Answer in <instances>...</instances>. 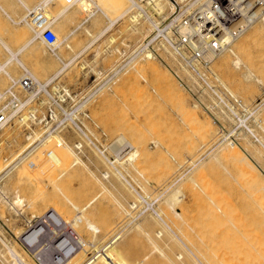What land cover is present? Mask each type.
Here are the masks:
<instances>
[{
  "label": "bare ground",
  "instance_id": "bare-ground-1",
  "mask_svg": "<svg viewBox=\"0 0 264 264\" xmlns=\"http://www.w3.org/2000/svg\"><path fill=\"white\" fill-rule=\"evenodd\" d=\"M54 0H38V2L36 3V4H34V5H28V3H26V0H0V13H3L6 17H7V19L11 22V24H15V25H21V24H29L30 25V23L28 22V20H27V17H28V15L33 11V10H35L37 7H39V6H42V7H44L45 9L53 2ZM88 2H90L91 4H93L96 8H94V9H92L91 11H90V13L87 15L88 17H87V19L88 18H90V20L92 21V18H94V16L95 15H97L99 12H101V13H103V15L105 16V15H107V12H105L104 11V9L100 6V4L96 1V0H70L66 5H65V7H63L51 20H50V24H51V26H52V24H55L56 22H58L59 21V19L61 18V17H63V16H65V15H67V14H69V13H72V12H75L76 10H78L79 9V6H82V5H84V4H86V3H88ZM118 2H119V9H118V15H116L115 16V18L116 19H111V17H110V15L108 14L107 16H109L110 17V19L108 18V20H110V22L108 23V25L107 26H105L98 34H96L92 39H91V41L88 43V45L85 47V45H83L84 47L80 50V51H78L76 54H75V56H72V58L68 61V62H63V64L61 65V67L60 68H57V70H55V72H53L52 74L50 73V75L48 74V72L47 71H45V72H43L42 73V71H44L45 69L44 68H42V67H45V66H41V68H40V66H39V69H38V67H36L35 69H37V71H36V73L35 72H33L31 69H32V67H27V65H25V62H23L24 60L22 59L21 60V58L19 57V54L20 55H22V54H24V52L21 54V52L24 50V49H26L28 46H30L31 45V43H33L37 38H40V36H39V33H38V30H36V31H34L35 33H36V35H34L33 37H31L30 38V40L28 39V42H27V40L25 41V44L24 45H22V47H20L18 50H13V49H11L10 48V46L8 45V43H6L4 40H3V38H1L0 37V42H2V44H3V46L10 52V57L9 58H7V60L6 61H4V62H0V74H2V72L6 75V76H8L10 79H11V81H12V84L14 83V81H16L21 75H23V74H30L32 77H34V78H36L37 80H39V81H42L41 80V78L42 77H44L46 80H45V82H49L50 80H52V79H54V78H58L62 73H64L65 72V70L67 69V68H70V67H72L73 65H74V63H75V61H76V59L78 58V57H80V55H82L83 54V52H85V50L87 49V48H89L91 45H93L94 43H96L98 40H100L102 37H104V35L106 34V32L107 31H109V29L111 28V27H113V24H115V22H117V21H123L124 19L127 21V19H128V22H129V25H128V30H129V33L130 34H134V33H136L137 34V36H139V38L138 39H136V41L134 42V44L133 45H135L136 44V42L137 41H139L142 37H144L145 35H148V33L150 32V30H152V28H153V26H154V24L155 23H157L158 21H161V20H174V19H178V18H180L181 16H182V14H184V13H188V12H190V13H192V11H195V13H194V15H193V19H191V29H192V31H194L195 29H196V31H197V35L198 36H202V34H201V32H198V30H197V28H196V24L195 23H219V24H221V23H228L226 26L224 25V26H222V31L221 32H219L217 35H215V37H217L218 39H220L221 40V47H220V49H218V50H208V49H206L205 51H204V57L207 59V61H206V65H198L197 66V68H199V69H201V70H208V73H211V75L213 74V75H215V78H218V80L222 83V85L224 86V85H226L225 84V82L223 81V80H221V78L219 77V75L216 73L217 71H215V69H214V65L215 66H217V65H220L219 63H222L223 62V60H226V59H230V58H232V59H230V60H233V62L235 63V64H237V65H240L241 63V57H242V54L240 53V51L241 50H243V52H245L244 50H245V48H248V47H246L247 45H249L251 42H252V40L256 37V36H258V32L260 33V32H262V31H264V0H147V3L152 7V10L153 11H151V15H155L156 17H153L152 16V18H150V17H148V18H143V19H141L140 21H138V22H131L130 20H129V18H130V16H129V10H130V7H131V2H132V0H118ZM17 5V6H20V7H23L24 8V10H25V12L23 13V14H19V15H17V16H14V14H12L10 11H12V10H10V9H14V5ZM15 5V6H16ZM17 6L15 7V9L17 8ZM168 9V11L166 12V10ZM193 9V10H192ZM107 11V10H106ZM13 13H14V11H13ZM100 13V16L102 15ZM98 16V15H97ZM97 18L98 17H95L94 19H96L97 20ZM104 18V17H103ZM62 19V18H61ZM99 19V18H98ZM106 19V18H105ZM84 20H86V19H84ZM84 20H82V23H79V24H77L76 26V28L78 29V27L80 26V27H82L81 26V24H83V22H84V24H86L85 23V21ZM100 20V19H99ZM144 20H146L148 23H149V25L148 26H146V24H143V21ZM88 22V21H87ZM96 22V21H95ZM94 22V24L96 25L97 23H95ZM99 22V21H98ZM108 22V21H107ZM127 22V23H128ZM100 23H101V21H100ZM139 23H142V25H139ZM147 23V24H148ZM106 24V23H105ZM222 25V24H221ZM31 26V25H30ZM94 26V25H93ZM95 27V26H94ZM98 27V26H97ZM30 28H32V26L30 27ZM34 28V27H33ZM76 28L74 29V30H72L71 32H69L68 33V36H66L65 38H63L62 40H61V42L60 43H58L57 44V46H61V44H63V42L65 41V40H67V38H70L71 36H73L74 34H75V30H76ZM99 29H100V27H99ZM126 29V28H125ZM32 30H34V29H32ZM99 31V30H98ZM125 31V30H124ZM123 31V32H124ZM126 32V31H125ZM128 32V31H127ZM96 33V32H95ZM114 37V36H113ZM115 38V37H114ZM114 38H112V39H114ZM107 39V38H106ZM109 39V38H108ZM69 40V39H68ZM115 40V39H114ZM37 41V40H36ZM192 41L195 43V44H197V42L195 41V39H194V37H192ZM44 42V41H43ZM87 42V41H86ZM110 42H112V40L110 41ZM115 42V41H114ZM254 42V41H253ZM155 43H157L156 44V47L155 46H150L149 48H147V50H145V51H143L142 53H141V51H140V49L136 52V50L135 51H133L132 53H131V56H130V58L128 59V61L126 62V63H122V65L121 66H119V68L116 70V74H118L119 73V71L121 70L120 68L121 67H125L126 65H128V64H130L131 62H133V64H135V62H137L136 60H139V59H145L144 60V65H143V70H144V72L146 71V73H149V74H151V75H153L154 77H155V79H157L156 81L157 82H159L158 84H159V86H158V84H157V87H156V84L154 85V83L152 84L153 86H155L154 87V89L155 88H157L156 90L158 91V89H164V93L166 92V94H169L168 95V97L169 96H171V98L173 97V98H176L177 100L176 101H178L176 104H178V103H180L179 105H181V106H183L184 107V109L182 110V116L183 117H185L184 119H187V121H195L196 122V124H197V121H198V119L200 118H202V117H200L199 116V110H203L206 114H205V116H206V118L205 119H201V123L200 124H203V126H201L202 128V130H203V128H205L206 127V131H205V129H204V131H205V133L202 131L201 133H204L203 135L201 134V136L203 137V139H207V138H205L207 135H211V137H213L214 135H216V140L214 139V141L213 142H211L212 144L210 145L209 144V146H208V148L202 153V154H200V155H198L197 157H193V158H191V159H189V162H188V164H189V166H188V168L186 169V171H183V172H181V170L178 172V174L175 176V178H174V180L172 179L167 185H166V187H165V190L163 191V192H161L160 194H157L156 192H155V194H157V195H154V192L153 191H151V190H149L146 186H145V184L144 183H142L140 180H139V177L141 176L142 177V175L144 174V172H147L148 170H147V168H150L152 165H154L155 166V164H152L151 166H150V164L148 165V166H150V167H146V164L145 163H147L148 161V159L149 158H151V157H149L148 158V154H146V148L143 146V144L141 143V142H143V140L140 138L141 136H143V135H145V134H141L140 135V133L137 135V138H134V137H136V134L138 133V131L137 130H135V131H137V133L135 132V131H133V133L135 134L134 135V137H128L127 135H125L124 133H120L119 135H118V137H116V141L113 143V144H111V145H109L108 146V153L110 154H113V156H114V159L115 160H111V158L107 155V154H105L100 148H98L95 144H93V148L95 149L94 151H99L100 150V152H99V154L101 153V155H102V157L100 158V157H98L99 158V160L101 161V163L103 162L104 163V166H105V169H104V171L102 172V176H99L97 173H95L94 171H92L91 169H90V167L88 166V164L84 161V159L82 158V157H80L79 155H78V153H77V151L75 150V147H78V146H80V141H77V142H75V143H73V144H75V146H73V144H70V143H68V142H66L65 141V139H64V137H62V135H61V133L59 134V133H51L50 132V129H47V131H44V130H46V129H41V128H39V129H35V130H33L32 132H30L28 135H27V138H26V141H24L18 148H17V150L16 151H14L11 155H5V156H3L2 155V153H1V155L3 156L2 158H1V155H0V260L3 262V264H34V262L31 260V258L30 257H28L27 256V254H26V252H28V254H30V256L31 257H33L34 258V260L36 261V263H38V264H48V262L47 261H44V260H46V259H44L45 257H44V254L46 253V252H48V254H49V252H50V254H51V250L53 249V247L55 248L57 245H56V242L58 241V239H61V238H63L66 242H67V246H68V248H67V256H60L59 258H58V261H61L62 262V264H152L151 262H149V261H147L146 259V257H147V255L145 256H143V258H141L140 260H138L137 262H132L131 261V257L132 256H134V255H136L137 253H135V252H132V251H129V249H127V253L130 255V261L128 260L129 258L128 257H126L121 251L122 250H119L120 248H122V247H119V249H118V244H119V242H120V240L121 239H123L122 238V236L123 235H125V234H127L126 236H127V238H128V236H129V234L132 232V231H134V230H136V231H134L137 235H141V234H145L146 236H148L149 235V233H148V231L150 230V226L151 227H153V228H151V231L150 232H152V229L154 230L155 229V226L156 225H158L159 227H160V229H156L157 231L156 232H154L156 235H153L154 236V238H152V237H150L151 239H152V241L154 240V242H156V244H154L157 248H159L160 250H158L155 246H154V250H158V251H160V254L161 253H163V254H165V257H166V262L165 261H163L164 260V258H163V262H164V264H229L230 262L232 263V260L233 259H237L236 260V263L235 264H264V253H261V254H259L258 255V253H260V251L259 250H263V246H264V243H263V245H262V247L260 248L259 246H261L260 245V238H259V240L258 241H256L255 239H254V237L253 236H255L254 235V232L251 234V235H253L252 237H253V239H252V237H251V240H253V241H256V244H254V245H258L257 247H259L260 249H256L257 247L256 246H253L252 245V243H254V242H252L251 240H250V238H249V233H246V232H251V231H246V232H243V233H245V237H243L244 236V234H243V239L244 238H246V240L250 243V244H248V242H246V240H245V244H247V245H250V247H249V249L251 250H253V249H256V250H258V252H257V254L255 253V252H249L248 253V255H245L246 254V252H245V254H244V251H246V250H249V249H246V247H245V245L243 244L244 242H240L241 244H242V247H241V244L240 243H238V247H240V248H244L245 247V249H244V251H242V249H236V246L234 247V244H228L229 246L231 245H233L232 246V249H230L231 250V252H232V250H236V252H235V254H234V256H236V258L235 257H232L233 259H231V261H230V259L228 260V261H230V262H227L226 260V258H227V256H230V255H227V254H225L224 252H222V253H218V252H213L212 251V249L210 250V249H208L207 247V249L208 250H210V251H208L207 249V252L205 251V252H203V251H201L199 248H197L196 246H194L193 244L195 243H193L192 241H191V239H189V241L186 239V241L187 242H185V237H188V233H187V231H189V229H187V227L188 228H190V230H191V227H193V224H192V226L191 227H189L188 226V224L186 223L187 222V219L185 218L186 216H184L185 214H184V212H182V211H185V210H183L182 209V213L179 211V210H176V208H175V206L177 205L176 203H178L179 204V207H180V209H181V207L183 206H181L180 205V202H178V201H180V199H181V196H183L182 195V193H183V190L181 189V187L180 186H182L181 184H180V186H178V185H176L177 184V182L179 181V180H181L182 178H183V176H184V174L187 172V170H189L190 168L191 169H194L195 167H197L198 165H202V164H204L206 161H210V160H212V161H210L211 163H213V162H216V161H218L219 163L218 164H220L221 162V160H225L226 161V163H229L231 166H233L235 169L237 168L238 170H239V173L240 172H242V174H243V176H245L246 178H248L249 180H252V181H254V182H256V184H257V187H258V190L260 189L261 191H262V201H264V142H263V139H261L260 138V136H258L257 134H255V132L253 131V129L250 127V126H248L249 124L248 123H246L247 121V119L246 118H243L241 115H239L233 108H231L230 106V110H228V111H226V109L224 110H222V112L223 111H225L223 114H227V115H229V116H231V117H233V115H235L236 116V118L237 119H239V121H238V123L236 124V126L234 127V128H231V130L230 131H228V132H224V131H222V130H220V131H218V129H217V127H214V125L212 124V123H216L217 125H218V123H217V120H218V118H217V116H220L218 113L216 114H214V108H213V106L215 105V104H213V102H211V101H207L206 100V97L205 96H203V95H196L191 89L192 88H194L193 86H195V85H191L192 83H190L189 85L192 87L191 89H190V87H188V85H186L187 83V81L185 82L184 80H183V78L184 77H186L187 79H189V80H195V81H197V82H199V84H200V80L196 77V75L194 74V70H193V68H190L188 65H186L185 63H183L182 61H181V59L179 58V56H178V54L176 53V51H175V48L172 46V45H170L169 43H166L165 41H163V40H158V41H156ZM34 44V43H33ZM84 44V43H83ZM126 44V43H125ZM31 46H34V45H31ZM30 46V47H31ZM35 46H37L36 45V43H35ZM56 47V46H55ZM98 47V46H97ZM53 48V47H52ZM59 48V47H58ZM70 48V47H69ZM99 48V47H98ZM71 49V48H70ZM97 49V48H96ZM158 49V50H157ZM28 50V49H27ZM52 50H54V49H52ZM72 50V49H71ZM98 50V49H97ZM249 50V49H248ZM56 51V50H55ZM250 51V50H249ZM27 52V51H26ZM74 52V51H73ZM76 52V51H75ZM242 52V51H241ZM100 53V52H99ZM249 53V52H248ZM53 54H54V52H53ZM56 54V53H55ZM239 54L241 55V56H239ZM244 54V53H243ZM71 55V54H70ZM57 56H61V55H57ZM22 57V56H21ZM62 57V56H61ZM166 57H168V58H170V62H171V64H175V61H177V64L176 65H178V66H176V67H178V69H173V67H171V65H170V63H168L167 61H166ZM56 58V57H55ZM57 58H59V57H57ZM63 58V57H62ZM251 59V58H250ZM58 60V59H57ZM59 60H61V58H59ZM64 60V59H63ZM13 61H16V63H14ZM247 61H248V59H247ZM14 63L13 65H10L11 63ZM44 62V61H43ZM46 62H48V61H46ZM141 62V61H140ZM140 62L138 61V65L140 64ZM231 62V61H230ZM233 62H231V63H233ZM142 63V62H141ZM229 63V62H228ZM245 63V62H244ZM243 63V64H244ZM247 63V62H246ZM19 64V66H22V68L25 70V72L23 73L22 72V74L21 75H19V76H13L12 75V72H11V70H8V67L9 68H15L16 66L15 65H18ZM27 64V63H26ZM81 64V63H80ZM136 64V65H137ZM173 64V65H174ZM214 64V65H213ZM41 65V64H40ZM43 65V64H42ZM47 65H49V64H47ZM236 65V66H237ZM242 65V64H241ZM29 66V65H28ZM83 66V65H82ZM141 66H142V64H141ZM247 66V65H246ZM49 67V66H48ZM59 67V66H58ZM80 67H81V65H80ZM223 67V66H222ZM232 67V66H231ZM235 67V66H234ZM239 67V66H238ZM241 67V66H240ZM14 68H13V70H14ZM17 68V67H16ZM46 69H47V67H45ZM50 68V67H49ZM122 68V69H123ZM136 68V67H135ZM220 68V67H219ZM248 69H249V67H247ZM41 69V70H40ZM74 69V68H73ZM76 69V68H75ZM112 69V68H111ZM130 69H131V67H130ZM224 69V68H223ZM234 69V68H233ZM41 71V73H42V75L41 74H39L40 72H38V71ZM48 70V69H47ZM137 71H139L140 70V67L138 68V69H136ZM245 70V69H244ZM71 71V70H70ZM98 71V70H97ZM130 72H131V70H130ZM136 72V71H135ZM249 73H248V76H252L253 75V72H251V70H249L248 71ZM44 73H46V75H44ZM140 73H142V72H140ZM139 73V75H137V76H139L140 77V75H143V74H140ZM145 73V74H146ZM246 73V72H245ZM135 74H137V73H135ZM100 76H102L101 74H99ZM132 75V74H131ZM134 75V74H133ZM71 76H72V74H71ZM74 76V75H73ZM122 76V75H121ZM144 76H146V75H144ZM245 76H247V73L245 74ZM212 77V76H211ZM185 78V79H186ZM117 79V78H116ZM120 79H122L121 77H120ZM129 79V78H128ZM136 79V78H135ZM140 79V78H139ZM142 79V78H141ZM146 79H147V77H146ZM2 80V81H1ZM134 80V79H133ZM138 80V79H137ZM217 80V79H216ZM146 81V80H145ZM1 82L3 83L4 82V79L2 78H0V84H1ZM125 82V81H124ZM124 82H122L123 83V85H124ZM138 82V81H137ZM136 82V85H135V83H134V85H135V91H136V96L133 98V100H132V98L131 99H129L128 98V100H131L132 102L135 100V99H137V100H135L137 103H138V101L140 100L141 101V99L142 98H144V96H143V91H144V86H145V84L147 83L148 84V79H147V81L146 82H144L143 84H144V86H143V84L140 86V85H138V83ZM150 82V81H149ZM153 82V81H152ZM155 82V81H154ZM189 82H191V81H188V83ZM121 83V84H122ZM150 85H151V83H149ZM149 84H148V87L149 88H151V87H153L152 85H151V87L149 86ZM57 84H55V86L53 87V94H55V95H58V96H61V93H60V90L58 89V86H56ZM122 85V86H123ZM130 85V84H129ZM101 86H104V83L101 85ZM7 87H9V86H7ZM6 87V88H7ZM120 87V86H119ZM147 86H146V88H148ZM225 87V86H224ZM227 87V86H226ZM226 87H225V89H226ZM6 88H1V86H0V94H2L3 92H4V90L6 89ZM195 88H196V86H195ZM194 88V89H195ZM203 88H205L204 89V92L206 91V92H208V93H210V95H209V97H211L212 99H213V101L214 100H216L214 103H217V105L216 106H218V105H220L221 106V103L222 102H225L224 101V98H222V97H219L220 95H219V93H218V89H216V90H212V91H210V89H207L206 90V87H203ZM229 88V87H228ZM101 89V88H100ZM104 89V88H103ZM116 89V88H115ZM133 89V88H132ZM154 89H153V91H154ZM119 90L120 89H118V92H119ZM121 90H123L122 88H121ZM150 90V89H149ZM148 89H146V91H149ZM129 91H130V89H129ZM135 91H132V93L133 92H135ZM153 91H150V93H149V98H147V100L146 101H149V102H152V101H156V103L159 101V98H163V96H164V93L163 92H161V90L160 91H158V92H153ZM229 91V90H228ZM68 89H67V94H68ZM131 92V91H130ZM151 92L154 94H156L155 96L153 95V94H151ZM201 92V91H200ZM202 93V92H201ZM200 93V94H201ZM230 93H232V95L234 96V93L232 92V91H230ZM115 94V93H114ZM199 94V93H198ZM125 95V94H124ZM124 95L123 96H121L122 97V99H123V97H124ZM129 95V94H128ZM133 95H135V93L133 94ZM216 95H219V96H217V98L219 97V99H217L215 96ZM236 95V94H235ZM94 96V95H93ZM127 96V95H126ZM131 96V95H130ZM129 97V96H128ZM235 97V96H234ZM119 98V97H118ZM126 99H127V97H126ZM149 99V100H148ZM124 100V99H123ZM166 100V99H165ZM172 100V99H171ZM237 100L240 102V105L245 109V111L251 116H253L254 115V119L256 120V122H257V124L259 125L261 122H263V120L261 119V118H259L258 117V115H259V112H261V109H262V107L264 106V99H263V101L262 102H260L259 104H257L256 105V107H253V108H249V106H248V104L247 103H243V100L241 99V98H237ZM122 101V100H121ZM126 100H124L123 101V103L125 102ZM168 101V100H167ZM130 102V101H129ZM132 102L131 103H129L130 105L132 104ZM142 102H143V100H142ZM153 102V103H154ZM171 102V101H170ZM146 103V102H145ZM159 103H161V105H164L162 102H161V100H160V102H158L157 104L159 105ZM167 103V102H166ZM119 104H121V103H119ZM126 104H128V103H126ZM126 104H125V106H126ZM135 104V103H134ZM140 103H138V104H136V107L139 105ZM141 104H143V103H141ZM140 104V105H141ZM157 104H156V108L158 107L157 106ZM147 105H148V103H147ZM175 105V104H174ZM121 106H123V104L121 105ZM134 106V105H133ZM152 106H154V104H152ZM151 106V107H152ZM160 106V105H159ZM176 106V105H175ZM180 106V107H181ZM224 106V105H223ZM128 107V106H127ZM136 107H134L133 109H131V110H135L136 109ZM151 107H148V108H151ZM162 107V106H161ZM179 107V106H178ZM222 107V106H221ZM220 107V108H221ZM147 108V109H148ZM153 108V107H152ZM154 108H155V106H154ZM159 108V107H158ZM216 108V107H215ZM222 108H224V107H222ZM144 109H145V107H144ZM178 109V108H177ZM218 109V108H217ZM229 109V108H228ZM125 110V109H124ZM127 110V109H126ZM125 110V111H126ZM130 110V111H131ZM148 110H150V109H148ZM147 110V111H148ZM163 109L161 108V109H159L158 111H157V109H156V111L158 112V114L157 113H155V114H151V116L153 117V116H156V118L158 117V118H161L160 116L161 115H163V113H164V111H166L165 109L162 111ZM124 111V112H125ZM127 111H129V110H127ZM146 111V114L149 112H147ZM151 111V110H150ZM162 111V113H161V115H160V112ZM201 112V111H200ZM203 112V113H204ZM123 113V112H122ZM126 113V112H125ZM133 113V112H132ZM138 113H140V111H138ZM138 113H135V115L137 114V116H138ZM112 114H113V112H112ZM105 115V114H104ZM125 115H127V114H125ZM130 115V114H129ZM133 115V114H132ZM134 115V117H136ZM158 115V116H157ZM165 115V114H164ZM163 115V116H164ZM201 115V114H200ZM203 115V114H202ZM215 115H217L216 117H215ZM122 116H124V115H122ZM148 117L147 118H149V120L151 119L152 120V118H151V116L150 115H147ZM162 116V117H163ZM181 116V117H182ZM234 116V117H235ZM249 116V117H250ZM126 117V116H125ZM129 117V116H128ZM139 117V116H138ZM199 117V118H198ZM221 118H223L222 117V115L220 116ZM228 117V116H227ZM246 117V116H245ZM261 117V116H260ZM106 118V117H105ZM131 118V117H130ZM129 118V119H130ZM164 118V117H163ZM217 118V119H216ZM229 118V117H228ZM33 120V121H37L38 122V120H37V118H36V115L34 114V112H30L29 114H27V113H25L24 114V116L22 117V119H20V118H17V120L20 122V123H27L28 122V120ZM128 119V120H129ZM154 119V118H153ZM230 119H232V118H230ZM229 119V120H230ZM112 120V119H111ZM148 120V121H149ZM234 120V119H233ZM254 120V121H255ZM101 121V120H100ZM122 121V120H121ZM135 121V120H134ZM147 121V120H146ZM157 121V119L155 120H153V123H155V122ZM186 121V122H187ZM136 122H137V120H136ZM135 122V123H136ZM161 122V121H160ZM185 122V123H186ZM199 122V121H198ZM202 122H204V123H202ZM255 122V123H256ZM16 123V122H15ZM36 123V122H35ZM134 123V122H133ZM137 123H139V122H137ZM136 123V124H137ZM143 123V122H142ZM148 123V122H147ZM152 123V122H151ZM264 123V122H263ZM29 124V123H28ZM205 124V125H204ZM215 124V125H216ZM138 125V124H137ZM165 125V124H164ZM186 125V124H185ZM198 125V124H197ZM196 125V126H197ZM27 126H29V125H27ZM140 126V125H139ZM153 126V125H152ZM195 126V127H196ZM205 126V127H204ZM239 126V127H238ZM245 128H244V127ZM261 127H262V123H261V125H260ZM10 127V126H9ZM142 127V126H141ZM144 127H145V125H144ZM195 127L192 125V128H191V131H193L194 129H195ZM199 127V126H198ZM146 128V127H145ZM184 128V127H183ZM194 128V129H193ZM197 128V127H196ZM4 129V128H3ZM12 129V128H11ZM72 130H73V128H71ZM71 129H69V130H71ZM141 129V128H140ZM143 129V128H142ZM148 129V128H147ZM186 129V128H185ZM193 129V130H192ZM261 129V128H260ZM262 129H264V126L262 127ZM6 131L8 130V129H5ZM75 130V129H74ZM149 130V129H148ZM152 131H153V129H151ZM150 130V131H151ZM155 130H156V128H155ZM143 131H145V129L143 130ZM150 131H148V132H150ZM184 131H186V130H184ZM200 131V130H199ZM75 132H76V130H75ZM121 132V131H120ZM187 132V131H186ZM194 132V131H193ZM196 132H197V130H196ZM219 132H221V134L219 133ZM7 133L9 134L10 132H8L7 131ZM74 133V132H73ZM146 133V132H145ZM152 133V132H151ZM190 133H192V132H190L189 131V135H190ZM15 134V133H14ZM153 134V133H152ZM156 134V133H155ZM166 134V133H165ZM170 134V133H169ZM186 133L184 132V135H185ZM193 134V133H192ZM197 134V133H196ZM199 134V133H198ZM7 135V134H6ZM77 135V134H76ZM186 135H188V134H186ZM233 135H235L236 137H234V138H232L233 137ZM255 137V138H253V136ZM78 136V135H77ZM131 136V135H130ZM140 136V137H139ZM150 136V135H149ZM148 136V137H149ZM153 136V135H152ZM151 136V137H152ZM200 136V135H199ZM3 137V136H2ZM146 137V136H145ZM159 137V136H158ZM172 137V136H171ZM177 137V136H176ZM180 137H182V136H180ZM185 137H188V136H184L183 137V139L185 138ZM192 137H194V135L192 136ZM192 137H191V135H190V137L189 138H191L190 139V142L191 143H196L195 141H191L192 140ZM210 137V138H211ZM58 139L61 143H62V145H64V147L63 148H65V150H66V152L68 153V185H72L71 183H70V181L71 182H73V184H74V181H73V179H75V177H77V169H76V166L78 165V166H82V167H84V169L85 168H87V170H90L91 171V175L90 174H87V175H90V176H88L87 177V175L86 176H83L84 177V179H85V177H87L86 179L87 180H84V182L86 181H94V184H93V186H90V184H88L87 185V187H86V189L85 190H83V191H81V192H83V193H81V194H78L79 192H74L73 191V193H71V192H69V191H71V189L69 190V186H68V218L66 219V217L67 216H64V215H62L59 211H58V213L55 211L54 212V210H53V208L52 209H50L49 208V210H52V219H50V220H46V218L44 217L45 216V212H44V210L46 211L48 208H46V209H44V208H42L41 206H44V207H46V205H48L49 203H50V200H49V198L48 197H50V196H48L47 195V193H45V195H47L48 197V199L46 198V200L49 202H47L46 203V200H44V201H41L42 199H45L42 195V198L40 199V201H41V203L38 205V203H35L36 202V200H38V199H36L35 201H33V195L32 194H30L31 195V198H32V200H31V198H29L30 200H29V202L27 203V205H25V206H28L29 207V209H30V215H32V216H35V212H33L34 210H35V208L36 207H39L40 206V208L39 209H44V210H41L42 211V213H41V215L40 216H42V218L39 216V212L37 211V214H38V216L41 218L39 221L38 220H36V221H34V222H31V220L29 219V217H26V215H25V221H26V227H27V229L29 230V231H27L28 233H23L22 231H21V229H20V231L18 230V229H16V227L14 228V227H11V225H6V221H5V218L7 217H5V210H6V207H5V204L7 205V209H12V211L13 212H15L16 213V215L17 214H20V213H22L23 212V207L25 208V206L23 205V204H26V203H24L25 202V200H24V196H25V193L23 192V190H19V184L18 183H20V181H21V179H20V177L18 178L17 177V179H19V180H17V181H19V182H17V183H15V187H16V185L18 186V187H16V189H12L13 188V186H11V183H12V180L18 175V172L17 171H19V173H20V171L23 173V172H25L24 170H22V169H24V168H19V167H21V165L22 164H24V163H26V162H28L30 159H32L34 162H35V159H34V155L39 151V148L40 147H44V145H47L46 143H48V144H51L52 143V141L53 142H55L54 141V139ZM150 138V137H149ZM214 138V137H213ZM12 139V138H11ZM56 139V140H57ZM151 140H152V138H150ZM154 139V138H153ZM179 139V138H178ZM177 139V140H178ZM182 139V138H181ZM182 139V140H183ZM203 139L201 140V139H199L200 140V142L202 141V143L204 144V141H203ZM209 139V138H208ZM8 140V137L7 136H5L4 138H3V140L1 141L0 140V143H2L3 141L5 142V141H7ZM163 140H164V138H163ZM196 140H198V138H196ZM199 140L197 141V142H199ZM212 140V139H211ZM210 140V141H211ZM13 141H14V139H13ZM19 141V140H18ZM156 141H157V139H156ZM161 141V140H160ZM189 141V140H188ZM206 142V141H205ZM209 142V141H208ZM156 143V142H155ZM161 143V142H160ZM180 143V142H179ZM178 143V144H179ZM182 143H183V141H182ZM182 143H180V145H178L179 147L181 146V144ZM191 143H188L187 142V144L185 145L186 147H187V145L188 144H190L189 146L192 148L193 146L192 145H194V144H191ZM206 144H208V143H205V145ZM52 145V144H51ZM55 145H56V143H55ZM159 145V144H158ZM168 145V144H167ZM167 145H166V148H167ZM170 145V144H169ZM197 145H199V147L201 146L200 145V143L199 144H197ZM0 146H1V144H0ZM9 146V145H8ZM49 146V145H48ZM61 145H59V147H60ZM91 143L90 144H87V147L88 148H91ZM176 146H177V144H176ZM184 146V145H183ZM188 146V147H189ZM52 147V146H51ZM62 147V146H61ZM96 147V148H95ZM150 147V146H149ZM156 147V146H155ZM171 149H172V147L171 146H169ZM169 147H168V149H169ZM174 147V146H173ZM189 147V148H190ZM199 147H197V149L199 148ZM53 148H54V146H53ZM63 148H62V150H63ZM80 148H83V147H80ZM119 148H122L123 149V153L122 154H120V153H117V150L119 149ZM151 148V147H150ZM149 148V149H150ZM154 148V147H153ZM157 148H160V146H158ZM162 148V147H161ZM174 148H177V147H174ZM181 148H182V146H181ZM202 148V147H201ZM42 149V148H41ZM56 150H57V153H58V151H59V149H58V147H56L55 148ZM92 149V148H91ZM99 149V150H98ZM186 149V148H185ZM196 149V148H195ZM52 150V149H51ZM56 150H53V153L56 151ZM61 150V151H62ZM162 150V149H161ZM160 150V152L159 153H162V151ZM181 151L183 150V149H180ZM188 150V149H187ZM200 150V149H199ZM152 151V150H151ZM154 151H155V148H154ZM169 151V150H168ZM175 151H176V149H175ZM189 151V150H188ZM187 151V152H188ZM0 152H2V151H0ZM153 152V151H152ZM152 152H151V156H153L152 155ZM186 152V153H187ZM191 151H189L188 153H190ZM11 153V152H10ZM62 153H64V151H62ZM98 153V152H97ZM155 153V152H154ZM173 153V152H172ZM178 153H179V151H178ZM38 154V153H37ZM94 154H95V152H94ZM176 154H177V152H176ZM62 155V154H61ZM92 155V154H91ZM156 155V154H155ZM154 155V156H155ZM160 155V154H159ZM158 155V156H159ZM181 155V154H180ZM97 156V155H96ZM99 156V155H98ZM149 156H150V152H149ZM157 156V155H156ZM157 156V157H158ZM37 157V156H36ZM56 157H58L57 155H56ZM167 157H168V155H167ZM51 158V157H50ZM173 158V157H172ZM182 158V157H181ZM2 159V160H1ZM52 159H54V158H52ZM60 159V158H59ZM162 159H165V158H162ZM168 159L169 158H167V162H169L168 161ZM214 159V160H213ZM41 160V159H40ZM40 160H38V162L40 161ZM46 160H47V158H46ZM166 160V159H165ZM165 160H163V162L165 161ZM169 160H172V159H169ZM48 161V160H47ZM151 161V160H150ZM153 161H155V160H153ZM153 161H151V162H153ZM173 161V160H172ZM172 161H170V163L172 162ZM185 161V160H184ZM188 161V160H187ZM12 162V163H11ZM38 162H35L34 163V165H32L35 169H37V168H39V166L36 168V166L38 165ZM46 162V161H45ZM48 162H50V161H48ZM52 162V164H54L55 163V161H54V163H53V161H51ZM58 163L60 162V161H57ZM175 162V161H174ZM173 162V163H174ZM11 163V164H10ZM47 163V162H46ZM102 163V164H103ZM139 163V167H140V170L139 169H135L136 170V173L137 174H142V175H140L139 177H138V175H133L132 173H133V171H132V173H131V167H133V168H135V167H138L137 166V164ZM154 163H157V162H154ZM177 163L178 164H180V165H182V163L180 162H178L177 161ZM36 164V165H35ZM50 164L51 163H48V167L50 166ZM51 164V165H52ZM165 164H167V163H165L164 162V165ZM172 164V163H171ZM175 164V163H174ZM217 164V163H216ZM222 164V163H221ZM25 165V164H24ZM27 165V164H26ZM46 164L44 163V165L43 166H45ZM144 165V166H143ZM175 165H177V164H175ZM179 165V166H180ZM214 165V164H213ZM223 165V164H222ZM53 166V165H52ZM102 166V165H101ZM131 166V167H130ZM158 166V168H159V166H160V170L159 171H161V169H162V167H161V165H157ZM157 166H155V167H157ZM169 166H171V165H169ZM32 167V168H33ZM47 167V166H46ZM82 167H81V169H82ZM164 167H166L165 169H162V170H164V174H165V170H166V172L168 171V174H169V178L172 176V174L171 173H173L174 174V172H171V169H170V172H169V168H168V165H165ZM181 167V166H180ZM29 168V167H28ZM52 168H54V167H52ZM47 169V170H49V171H47V172H49V173H47L46 171H45V173L43 172L44 170H41L40 168V172L41 173H43L42 175L44 176V175H46L47 176V174H49V176H48V178L50 177V174L51 173H53L52 172V170L54 171V169ZM79 168V167H78ZM172 168H173V166H172ZM176 168H177V166H176ZM175 168V169H176ZM182 168V167H181ZM17 170L16 172L15 171H13V170ZM19 169V170H18ZM157 169H156V171H157ZM168 169V170H167ZM6 170V171H5ZM26 170H28V172H29V170H30V168L29 169H26ZM34 169H32V171H33ZM80 170V169H79ZM147 170V171H146ZM51 171V172H50ZM83 171H86V170H83ZM142 171H143V173H142ZM151 171V170H150ZM154 171V170H153ZM155 171V172H156ZM159 171H157V172H159ZM178 171V169L176 170V172ZM4 172V173H3ZM13 172V173H12ZM16 174H15V173ZM28 172H27V174H28ZM40 172H39V174H40ZM80 172V171H79ZM81 172H82V170H81ZM181 172V173H180ZM22 173H20L22 176H24V173L22 174ZM34 173H35V171L33 172V175H32V178H29V180L31 179H33L34 178ZM87 173V172H86ZM135 173V174H136ZM36 174V173H35ZM54 174V173H53ZM83 174V173H82ZM147 174V173H146ZM158 174V173H157ZM160 174V173H159ZM163 174V175H164ZM167 174V175H168ZM170 174H171V176H170ZM238 174V173H237ZM14 175H15V177H14ZM38 175V174H37ZM36 175V176H37ZM150 175H151V173H150ZM162 175V176H163ZM166 175V176H167ZM190 175H193V174H189L188 176L186 175V177H188L189 179H191L192 178V181L193 182H196V180H194L193 179V176L191 177ZM12 176H13V179H12ZM19 176V175H18ZM43 176H41V179H42V177ZM147 176V175H146ZM146 176H144L143 175V181L144 182H147V185H148V182H151L152 183V181H150V177L151 176H148L149 178H147ZM154 176H156V175H154ZM158 176L159 175H157V178L156 179H158ZM160 176H161V174H160ZM29 177V176H28ZM38 177V176H37ZM40 177V176H39ZM53 175L51 174V179L52 180H54L53 178ZM80 177V176H79ZM78 177V178H79ZM89 177H90V179H89ZM140 177V178H141ZM145 177V178H144ZM153 177V176H152ZM151 177V180L153 179ZM168 177V176H167ZM191 177V178H190ZM240 176H238V178H239ZM244 177V178H245ZM46 178V177H45ZM82 178V177H81ZM94 178V179H93ZM130 178L131 179H133L136 183H137V185H139V187L143 190V192H144V194H146V195H150V197L152 198V199H154V200H157V201H159V205H160V203L162 202V201H164L165 202V207L166 206H168V207H170L172 210L171 211H173L174 212V215H175V217H178L179 218V222H182L183 221V227H186L185 228V231L186 232H184L183 231V227H180V225L179 224H181V223H178V221L177 220H175L174 219V217H172L168 212H166V210H164V208L162 207V209H160L159 207V210H161V212H159L154 206L152 207V208H148V209H142L139 213H137V214H135V213H133L132 212V210H130L131 209V207L133 208V206H135L137 203H136V200L137 199H135V200H132V201H130L129 200V198H128V200L129 201H127V195L129 196V194H131V195H133V197H135L134 195L135 194H137L139 191H137V189H136V187L134 186V184L132 183V181L130 180ZM160 178V177H159ZM162 178H164V177H162ZM169 178H167V180L169 179ZM237 178V179H238ZM9 179V186L7 185V183H6V181ZM23 179V178H22ZM50 179V180H51ZM77 179V178H76ZM161 179V178H160ZM247 179V180H248ZM165 181H166V179H164ZM183 180V179H182ZM181 180V181H182ZM185 180V179H184ZM235 181V180H234ZM240 181V180H239ZM25 182V181H24ZM52 184H54L55 185V183H54V181L52 182V181H50ZM85 182V183H86ZM157 182H159V180L157 181ZM189 182V181H188ZM188 182H184V183H188ZM36 183V182H35ZM43 183H44V181H43ZM70 183V184H69ZM151 183H149V185L151 184ZM180 183V182H179ZM178 183V184H179ZM242 183V182H241ZM27 183H25V185H26ZM39 184H40V182H39ZM45 184H47V183H45ZM48 184H49V182H48ZM91 184V185H92ZM160 184H161V182H160ZM159 184V185H160ZM237 184V183H236ZM250 184V183H249ZM25 185H24V187H25ZM35 185V184H34ZM40 185H42V187H43V184H40ZM158 185V186H159ZM201 185V184H200ZM10 186L12 187L11 189H10ZM22 186V185H21ZM28 186L30 187L31 185L30 184H28ZM56 186V185H55ZM151 186H152V184H151ZM211 186V185H210ZM14 187V188H15ZM24 187H22V188H24ZM32 187V186H31ZM30 187V192L29 193H33L32 191H35V190H33L32 188ZM40 187V186H39ZM164 187V186H163ZM197 187V186H196ZM41 188V187H40ZM85 188V187H84ZM29 189V188H28ZM73 189V188H72ZM153 189H155V188H153ZM202 189H203V186H202ZM22 191L23 193L22 194H24V196H20V192L19 191ZM38 190V189H37ZM41 192H43L42 191V189L40 190ZM39 191V192H40ZM54 191V190H53ZM137 191V192H136ZM253 191V190H252ZM27 192V191H26ZM40 192V193H41ZM48 192V191H47ZM50 192V191H49ZM100 192H102L101 193V195L103 194V192H105V193H109V195H111L112 197H114L115 199H116V201H117V205L115 206V208H114V214H113V216L114 217H117V218H119V219H124L123 220V224L122 225H120L121 227H119L118 228V232H117V230L115 231V232H113V234H110V237H108L105 241H102V243L101 244H95L98 240H99V238L100 237H97L96 238V236H97V232H99L100 231V229L103 231H105V229H106V231L108 230L109 231V227H112V229L114 228L113 227V225H115V224H113L114 222V220L113 219H111V221L113 222L112 223V226H109L108 227V225H109V222H110V216L109 215H106L105 213H104V210L103 209H101L100 210V206H97L98 205V203H99V201H97V202H94L95 200H97V198L100 196L99 194H100ZM136 192V193H135ZM192 192V191H191ZM193 192H194V190H193ZM204 192V191H203ZM224 192V191H223ZM222 192V193H223ZM254 192H255V190H254ZM257 192V191H256ZM28 193V194H29ZM37 193V192H36ZM36 193H34L35 194V197L37 196L36 195ZM74 193H76V194H78L77 196L76 195H73ZM104 193V194H105ZM197 193V192H196ZM85 196H83V195ZM139 194V193H138ZM223 194H225V193H223ZM248 194V193H247ZM44 195V194H43ZM55 195V194H54ZM140 195V194H139ZM138 195V196H139ZM154 195V196H153ZM221 195V194H220ZM220 195H219V197H220ZM226 195V194H225ZM250 195V194H249ZM38 196H39V194H38ZM37 196V197H38ZM40 196V197H41ZM78 196H82V197H79L78 198ZM102 196H104V195H102ZM223 196V195H222ZM259 196H261V194L259 193ZM26 197V196H25ZM35 197H34V199H35ZM46 197V196H45ZM137 197V196H136ZM135 197V198H136ZM140 197V196H139ZM227 197H229L228 195H227ZM28 198V197H27ZM50 198H52V196L50 197ZM80 198H82V199H80ZM138 198V197H137ZM221 198V197H220ZM257 198V197H256ZM261 198V197H260ZM260 198H258L259 200H260ZM28 200V199H27ZM54 200H56V199H54ZM64 200V199H63ZM63 200H61V201H63ZM125 200L127 201V203L125 202ZM160 200H161V202H160ZM190 200H192V199H190ZM226 200H228V198L226 199ZM229 200H231L230 199V197H229ZM228 200V201H229ZM258 200V201H259ZM260 200V201H261ZM31 201V202H30ZM34 203H33V202ZM65 201V200H64ZM67 201V200H66ZM65 201V202H66ZM184 201V199L182 200V202ZM222 201V200H221ZM232 201V200H231ZM230 201V202H231ZM259 201V203H260V206H261V204L263 203L264 204V202H260ZM42 202H43V204H42ZM52 202V201H51ZM58 202H60V201H57V203ZM223 202V201H222ZM44 203H46V205H44ZM61 203L62 202H60L59 204L61 205ZM101 203V202H100ZM100 203H99V205H100ZM116 203V202H115ZM136 203V204H135ZM163 203V202H162ZM233 203V202H232ZM34 204H36V205H34ZM42 204V205H41ZM58 204V206H60ZM65 203H63V205H64ZM97 204V205H96ZM157 204V203H156ZM220 204H222V203H220ZM227 204V203H226ZM234 204V203H233ZM54 205H55V203H54ZM159 205H156V206H159ZM164 205V204H163ZM228 205V204H227ZM257 205H259V204H257ZM34 206H36V207H34ZM50 206V204L47 206V207H49ZM66 206V205H65ZM64 206V207H65ZM161 206V205H160ZM178 206V205H177ZM218 206V205H217ZM259 206V207H260ZM54 207V206H53ZM63 207V208H64ZM225 207V206H224ZM234 207V206H233ZM262 207L264 208V205H262ZM54 208H58V207H54ZM104 208V207H103ZM235 208V207H234ZM261 208V207H260ZM218 209V208H217ZM220 209V208H219ZM219 209L217 210V211H219ZM49 210H47V211H49ZM61 210H62V208H61ZM106 210V209H105ZM221 210V209H220ZM262 210V209H261ZM46 211V212H47ZM67 212L66 210H63V212ZM103 211V212H102ZM107 211V210H106ZM216 211V210H215ZM235 211V210H234ZM62 212V213H63ZM112 212H113V210H112ZM186 212V211H185ZM236 212V211H235ZM264 212V211H263ZM262 212V213H263ZM59 213H60V215H59ZM103 213V214H102ZM237 213V212H236ZM43 214V215H42ZM108 214V213H107ZM183 214V215H182ZM232 214H235L234 212H232ZM239 214V213H238ZM66 215V214H65ZM102 215H106V216H108V217H106L104 220H103V222H101V216ZM18 216V215H17ZM37 216V215H36ZM62 216H63V218H62ZM183 216H184V218H183ZM5 217V218H4ZM16 217V216H15ZM39 217H38V219H39ZM113 217V218H114ZM234 217H236V215H232V216H228L227 218H228V221L231 223V225L234 227V228H236V230L237 229H239V226L241 225V224H243L242 222H240L239 224V226H238V223L236 222V218H234ZM12 218V217H11ZM23 218V217H22ZM31 218H33V217H31ZM37 218V217H36ZM35 218V219H36ZM64 218H65V220H64ZM177 218V219H178ZM8 219V218H7ZM24 219V218H23ZM43 219H44V221H45V223H43ZM34 220V219H33ZM98 220H100L99 222H98ZM180 220H182V221H180ZM184 220L186 221V222H184ZM190 219H188V222L190 223V221H192V220H190ZM246 220V219H245ZM244 220V221H245ZM218 221V220H217ZM243 221V222H244ZM117 221H115V223H116ZM35 224V226L37 227V230H35L36 228H35V226H34V224ZM145 223H146V225H145ZM184 223H186V226L184 225ZM245 223V222H244ZM120 224V223H119ZM217 224V223H216ZM2 225H4V226H6L8 229H9V231L11 230V232L13 233V235L16 237V239L19 241V242H15L14 240H13V238L10 240V238L8 239V238H6V236H5V234H4V231H3V227H1ZM149 226V230L148 229H146V228H148V226ZM220 225V224H219ZM244 225V224H243ZM10 226V227H9ZM145 226V227H144ZM194 226H195V223H194ZM221 226V225H220ZM219 226V227H220ZM242 226V225H241ZM196 227V226H195ZM195 227H193V229L195 228ZM217 227V226H216ZM222 227V226H221ZM245 227H247V226H245ZM20 228V227H19ZM105 228V229H104ZM218 228V227H217ZM244 226L242 227V231H244ZM247 228H251V226H248ZM26 229V228H25ZM25 229H23V231L24 232H26L25 231ZM111 229V230H112ZM187 229V230H186ZM148 230V231H147ZM200 230V229H199ZM215 230V228H213V231ZM31 231L33 232V231H35V233L37 234V235H35L34 237H33V235L31 236V237H29L31 234H35L34 232L33 233H31ZM103 231V232H104ZM105 231V232H106ZM191 231H193V230H191ZM190 231V232H191ZM197 231V230H196ZM255 231V230H254ZM133 232V233H134ZM152 232V233H153ZM199 232V235L201 234L200 233V231H197V233ZM214 232H216V231H214ZM235 232H238V231H234V235H235ZM258 232V231H257ZM107 233V232H106ZM108 233H110V231L108 232ZM116 233V234H115ZM186 233L188 234V235H186ZM192 233V232H191ZM190 233V235H192V234H195L196 235V233L194 232V233H192L191 234ZM89 235L87 238H88V240H87V238H84V236L85 235ZM102 234V233H101ZM163 234V235H162ZM237 234V233H236ZM238 234H240V232L238 233ZM237 234V235H238ZM241 234H242V232H241ZM241 234H240V236H241ZM259 234V233H258ZM106 235V234H105ZM105 235H104V237H105ZM158 235V236H157ZM233 235V234H232ZM260 235V234H259ZM22 236H24L25 237V239L26 240H28L30 243H34V244H36V251L33 253L32 251H30V250H28L25 246H24V240H19V238L21 239V237ZM118 236V237H117ZM138 236V237H139ZM156 236V237H155ZM196 236H198V234L196 235ZM240 236H239V238H240ZM258 236V235H257ZM103 237V238H104ZM117 237V238H116ZM142 237V236H141ZM149 237V236H148ZM199 237V236H198ZM234 237V239H235V237L236 236H233ZM34 238V239H33ZM102 238V237H101ZM102 238V239H103ZM127 238L124 240V242L122 243V246H124L125 244H126V240H127ZM89 239L91 240L90 242H89ZM102 239H100V240H102ZM257 239V238H256ZM13 240V241H12ZM145 240V239H144ZM158 240H159V242H160V240L161 241H163V243H164V246H162L163 248H160L161 246L160 245H158ZM200 240V239H199ZM204 239L203 238H201V243H200V241H199V244L200 245H202V244H204L203 241ZM232 240V239H231ZM146 241V240H145ZM235 241H236V239H235ZM237 241L239 242V240H238V238H237ZM244 241V240H243ZM252 243H251V242ZM128 242H129V240H128ZM153 242V243H154ZM188 242L190 243V244H188ZM233 242V241H232ZM259 242V243H258ZM153 243H151V245L153 246ZM197 243V242H196ZM207 243V242H206ZM229 243V242H228ZM262 243V242H261ZM145 244V243H144ZM148 244H149V242H148ZM171 244H177L178 245V247L180 248L179 250H175V249H173L172 248V246H171ZM89 245H93L95 248V253H94V255L91 257V258H84V256H85V253H86V251L89 249L88 247H90ZM119 245H121V244H119ZM163 245V244H162ZM194 246L193 248H195V249H193L192 248V246ZM244 245V246H243ZM251 245H252V248H251ZM160 246V247H159ZM184 246V247H183ZM230 246V247H231ZM125 247L126 246H124V249H125ZM183 247V248H182ZM234 247V248H233ZM256 247V248H255ZM91 248H93V247H90V249ZM204 248V247H203ZM123 249V248H122ZM164 249H166V250H164ZM93 250V249H92ZM153 250V251H154ZM204 250V249H203ZM223 250H225V249H223ZM234 250V251H235ZM240 250V251H239ZM262 250H261V252H262ZM158 251L156 252V253H158ZM162 251V252H161ZM226 251H228V250H225V252ZM233 251V252H234ZM241 252L242 251V253H238V252ZM253 251H255V250H253ZM151 252V251H150ZM155 252V251H154ZM264 252V251H263ZM146 253V252H145ZM236 253H238V254H236ZM38 254H40V259H42V260H40L39 259V256H38ZM110 254V255H109ZM150 254V253H149ZM128 255V256H129ZM155 255V254H154ZM157 255V257H158V254H156ZM162 255V254H161ZM184 255V256H183ZM226 255V256H225ZM86 256H87V254H86ZM137 256H138V254H137ZM137 256H135V257H137ZM150 256V255H149ZM231 256H232V253H231ZM54 257V256H53ZM53 257H52V260H51V263L52 264H54V260H53ZM145 257V258H144ZM160 257V256H159ZM162 257H164V255L162 256ZM187 257H189L190 258V260L189 261H187ZM226 257V258H225ZM50 258V257H49ZM133 259H134V257H133ZM48 260V259H47ZM156 260H157V258H156ZM160 260V259H159ZM159 262V261H158ZM234 262V261H233ZM230 263V264H231ZM1 264V263H0ZM233 264V263H232Z\"/></svg>",
  "mask_w": 264,
  "mask_h": 264
},
{
  "label": "rangeland",
  "instance_id": "rangeland-1",
  "mask_svg": "<svg viewBox=\"0 0 264 264\" xmlns=\"http://www.w3.org/2000/svg\"><path fill=\"white\" fill-rule=\"evenodd\" d=\"M70 0H54L45 10H46V13H47V16L49 17V21L63 8V7H65V5L69 2ZM99 4H100V6L104 9V11L105 12H107V15L109 14L110 15V17H111V19H116L115 18V16L116 15H118V9L120 8L118 5H119V2H118V0H96ZM38 2V0H26V3H28V5H34V4H36ZM16 5V4H15ZM13 6L14 7V9H10V10H12V11H10L12 14H14V16H17V15H21V14H23L24 12H25V10H24V8L23 7H20V6H17V8L15 9V7L16 6ZM94 8H96L93 4H91L90 2H88V3H86V4H84V5H82V6H79V9L78 10H76L75 12H72V13H69V14H67V15H65V16H63V17H61L60 19H59V21L58 22H56L55 24H52V28L55 30V32H56V41H55V43H54V46H53V48L52 47H49V46H47L46 44H45V42H43V40L41 39V38H37L33 43H31V45H34V46H28L26 49H24L22 52H21V54L24 52V54H22V55H20L19 54V57L21 58V60L23 59L24 61L23 62H25V65H27V67H32V71L33 72H35L36 73V71H37V69H35L36 67H38V69H39V66H40V68H41V66H45V67H47V69L45 68V67H42V68H44L45 70L44 71H42V73L43 72H45V71H47L48 72V74L50 75V73L52 74L53 72H55V70H57V68H60L61 67V65L63 64V62H68L71 58H72V56H75V54L78 52V51H80L84 46L83 45H85V47L88 45V43L91 41V39L96 35V34H98L105 26H107L108 25V23L110 22V20H108V18L110 19V17L109 16H107V15H103V13H101V12H99L97 15H95L94 16V18L95 17H98L97 18V20L96 19H94V18H92V21L90 20V18H88L87 19V15L90 13V11L92 10V9H94ZM107 10V11H106ZM13 11H14V13H13ZM168 11V9L166 10V12ZM100 13L102 14L101 16H100ZM117 13V14H116ZM116 14V15H115ZM104 17V18H103ZM117 17V16H116ZM106 18V19H105ZM84 19H86V20H84ZM82 20H84L85 21V23L86 24H84V22H83V24H81V26L82 27H78V29L76 28L78 25L77 24H79V23H82ZM88 21V22H87ZM96 21V22H95ZM99 21V22H98ZM100 21H101V23H100ZM108 21V22H107ZM94 22L95 23H97L96 25L94 24ZM128 22V19H127V21L124 19L123 21H117V22H115V24H113V27H111L110 29H109V31H107L106 32V34L104 35V37H102L100 40H98L96 43H94L93 45H91L89 48H87L86 50H85V52H83V54L82 55H80V57H78L77 59H76V61H75V63H74V65L72 66V67H70V68H67L66 70H65V72L64 73H62L58 78H56V81H57V83L58 84H61V85H65V86H67V89H68V94H70V95H72V94H78L80 91H82L83 89H85V88H88L93 82H94V79H95V77H101V78H104L103 77V72L105 71V70H107L108 68H113V65H114V63L116 62V60L117 59H120V60H122L124 57H126V58H124V60L121 62V63H126L127 61H128V59L130 58V56H131V54L128 56V55H126V56H124L123 58H122V56H121V53H123V52H129L130 53V51H131V48H132V46H133V44H134V42L136 41V39H138L139 38V36H137V34L136 33H134V34H130L129 33V30H128V25H129V22ZM106 23V24H105ZM148 22L146 21V20H144L143 21V24H146V26H148L149 25V23L147 24ZM31 25V24H30ZM29 24H21V25H13V24H11V22L7 19V17L3 14V13H0V37L1 38H3V40L6 42V43H8V45L10 46V48L11 49H13V50H18L20 47H22V45H24L25 44V41L27 40V42H28V39L30 40V38L31 37H33L34 35H36V33L34 32V31H36L37 29H35V28H33V26H32V28H30L31 26H30ZM77 25V26H76ZM95 27H94V26ZM139 25H142V23H139ZM98 26V27H97ZM99 27H100V29H99ZM76 28V30H75V34L73 35V36H71L70 38H67V40H65L64 42H63V44H61V46L59 45V46H57V44L58 43H60L61 42V40L63 39V38H65L66 36H68V33L69 32H71L72 30H74ZM126 28V29H125ZM32 29H34V30H32ZM99 30V31H98ZM126 32H125V31ZM124 31V32H123ZM128 31V32H127ZM96 32V33H95ZM115 38H114V37ZM107 38V39H106ZM109 38V39H108ZM112 38H114V39H112ZM69 39V40H68ZM112 40V42H110ZM87 41V42H86ZM89 41V42H88ZM115 41V42H114ZM254 41V42H253ZM35 43H36V45L37 46H35ZM84 43V44H83ZM126 43V44H125ZM87 44V45H86ZM156 44L157 43H154V45L153 46H155L156 47ZM56 46V47H55ZM99 48H98V47ZM59 47V48H58ZM72 49H70V48ZM246 47H248V48H245V52H243V50H241L240 51V53L242 54V59H241V64L240 65H237V64H235L234 62H233V60H230V59H232V58H230V59H226V60H223V62L222 63H219L220 65H217V66H215L214 64V69H215V71H217L216 73L219 75V77L221 78V80H223L224 82H225V84L226 85H224L225 87H226V90L230 93V91H232L233 93H234V96L236 97V98H241L242 100H243V103H247L248 104V106H249V108H253V107H256V105L257 104H259L260 102H262L263 101V99H264V31H262V32H258V36H256L253 40H252V42L249 44V45H247ZM98 50H97V49ZM28 49V50H27ZM52 49H54V50H52ZM250 51H249V50ZM56 50V51H55ZM158 50V49H157ZM27 51V52H26ZM74 51V52H73ZM76 51V52H75ZM53 52H54V54H53ZM100 52V53H99ZM249 52V53H248ZM56 53V54H55ZM132 53V52H131ZM244 53V54H243ZM71 54V55H70ZM57 55H61V56H57ZM22 56V57H21ZM239 56H241L240 54H239ZM10 57V52L3 46V44H2V42H0V62H4V61H6L7 60V58H9ZM56 57V58H55ZM57 57H59V58H61V60H59V58H57ZM70 58V59H69ZM251 58V59H250ZM58 59V60H57ZM64 59V60H63ZM247 59H248V61H247ZM144 58L142 59H139V60H136L137 62H135V64H133V62H131L130 64H128V65H126L123 69H121L120 71H119V73L116 75V77H114L115 78V82L110 86V87H104V86H99V87H97V89H98V91L94 94V96H92V97H90L89 99H88V101L86 102V104H85V108H86V110H88V112H89V116H90V118H91V120H92V124H91V128L96 132V133H103L104 134V136L105 137H108V138H114V140L112 141V143L111 144H113L117 139H116V137H118V135L120 134V133H124L125 135H127L128 137H134V135L137 133V131H138V133L136 134V137H134V138H137V135L140 133V135L141 134H145V135H143V136H139L142 140H143V142H141L142 144H143V146L146 148V154H148V158L149 157H151V158H149L147 161V163H145L146 164V167H150L152 164H155V166H157V165H161V167H162V169H165L166 167H164L165 165H168V168H169V172H170V169H171V172H174V174L173 173H171L172 174V176H171V174H170V178H169V174H168V171L166 172V170H165V174H164V170H162L161 169V171H159L160 169V166H159V168H158V166L157 167H155L154 165H152L150 168H147V172H144V176H146L147 178H149L148 176H153L152 178V180H151V177H150V181H152V183L151 182H148V185H147V182H144L143 181V175L142 174H137L136 173V168L137 169H139L140 170V165H139V163L137 164V166L138 167H135V168H133V167H131V173H132V171H133V175H138V177L140 176V175H142V177L140 178L139 177V180L142 182V183H144L145 184V186L149 189V190H151V191H153L154 192V195H157V194H160L161 192H163L164 190H165V187H166V185L173 179L174 180V178H175V176L178 174V172L181 170V172H183V171H186V169L188 168V166H189V164H188V162H189V159H191V158H193V157H197L198 155H200V154H202L207 148H208V146H209V144L211 145L212 143L211 142H213L214 141V139L216 140V135H214L213 137H211V135H207L205 138H207V139H203V137L201 136V134L203 135L204 133H205V131H206V127L205 128H203V130L201 129L202 127L201 126H203V124H200L201 123V119L203 120V119H205L206 118V116H205V112L203 111V110H199V116L200 117H202L201 119L199 118L198 119V121H197V124H196V122L193 120V121H187V119H184L185 117H183L182 115V110L184 109V107L183 106H181V105H179L180 103H178V104H176L178 101H176L177 99L176 98H171V96H169L168 97V95L169 94H166V92L164 93L163 91H164V89H158V91H160L161 90V92H163L164 93V96H163V98L161 99V98H159V101L158 102H160V100H161V102L164 104V105H161V103H159V105L156 103V101L154 102V101H152V102H149V101H146L147 100V98H149V93H150V91H153V89H154V87L155 86H153L152 84L154 83V85L157 83H159V82H157L156 80L157 79H155V77L153 76V75H151V74H149V73H146V71L144 72V70H143V63H144ZM44 61V62H43ZM46 61H48V62H46ZM138 61L140 62V64L138 65L137 63H138ZM166 61L168 62V63H170V65H171V67H173V69H178V67H176V66H178V65H176L177 64V61H175V64L173 65V64H171V62H170V58H168V57H166ZM233 62V63H231V62ZM14 63H16V61H13ZM11 63L10 65H13L14 63ZM229 62V63H228ZM245 62V63H244ZM247 62V63H246ZM27 63V64H26ZM81 63V64H80ZM244 63V64H243ZM17 64V63H16ZM41 64V65H40ZM43 64V65H42ZM47 64H49V65H47ZM137 64V65H136ZM141 64H142V66H141ZM29 65V66H28ZM80 65H81V67H80ZM83 65V66H82ZM237 65V66H236ZM247 65V66H246ZM14 66V65H13ZM16 67L14 68V70H13V68L11 67V68H9L8 67V70H11V72H12V75L13 76H19V75H21L22 74V72L24 73L25 72V70L22 68V66H19V64L18 65H15ZM50 68H49V67ZM59 66V67H58ZM223 66V67H222ZM232 66V67H231ZM235 66V67H234ZM239 66V67H238ZM241 66V67H240ZM57 67V68H56ZM130 67H131V69H130ZM136 67V68H135ZM140 67V70L139 71H137L136 69H138ZM220 67V68H219ZM247 67H249V69L247 68ZM41 68V69H42ZM74 68V69H73ZM76 68V69H75ZM224 68V69H223ZM234 68V69H233ZM40 69V70H41ZM55 69V70H54ZM245 69V70H244ZM38 71V72H40L39 74H41L42 75V73H41V71ZM71 70V71H70ZM98 70V71H97ZM130 70H131V72H130ZM249 70H251V72H253V75L252 76H248V71ZM136 71V72H135ZM140 72H142V73H140ZM247 73V76H245V74ZM135 73H137V74H135ZM139 73L140 74H143V75H140V77L139 76H137V75H139ZM146 73V74H145ZM207 74H209L208 72H206ZM71 74H72V76H71ZM99 74H101L102 76H100ZM132 74V75H131ZM134 74V75H133ZM44 75H46V73H44ZM74 75V76H73ZM122 75V76H121ZM144 75H146V76H144ZM209 76V75H208ZM212 76V77H211ZM210 77H209V80H210V82H215V83H219L220 85H222V83L218 80V78H215V75H211ZM120 77L122 78V79H120ZM146 77H147V79H148V84L149 83H151V85L153 86V87H151V85L149 84V86L151 87V88H149L148 87V84L146 83H144V82H146L147 81V79H146ZM187 77V76H186ZM186 77H184L183 78V80L185 81H191V82H189L188 83V81L186 82L187 84L186 85H188V87H190V89L192 88L189 84L190 83H192L191 85L193 86V85H195L196 86V88H195V86H193L194 88H192L191 90L196 94V95H203V96H205L206 97V100L207 101H211V102H213V104H215L214 106H213V108L215 109L213 112H214V114L216 113H218L219 115L221 114L222 115V117L223 118H221L220 116H217V115H215V117L217 116V118H218V120H217V123H218V125L216 124V123H212L213 125H214V127H217V129H218V131H220V130H222V131H224V132H228V131H230L231 130V128H234L235 126H236V124L238 123V121H239V119H237L236 118V116L235 115H233V117H231V116H229V115H225V114H223L225 111H223L222 112V110L224 109H226L224 106V104H223V102L221 103V106L222 107H224V108H222L220 105H218V106H216L217 105V103H214L216 100H214L213 101V99L211 98V97H209V95H210V93H208V92H204V89L205 88H203V87H206V86H204L201 82H200V84H199V82H197V81H195V80H189V79H187ZM0 78L2 79H4V82L2 83L1 82V84H0V86H1V88H6L7 86H10L11 84H12V81H11V79L8 77V76H6L3 72H2V74H0ZM117 78V79H116ZM129 78V79H128ZM136 78V79H135ZM140 78V79H139ZM142 78V79H141ZM186 78V79H185ZM134 79V80H133ZM138 79V80H137ZM217 79V80H216ZM41 80L42 81H45L46 79L44 78V77H42L41 78ZM146 80V81H145ZM2 81V80H1ZM125 81V82H124ZM139 83H138V82ZM150 81V82H149ZM153 81V82H152ZM155 81V82H154ZM122 82H124V85H123V83ZM136 82L138 83V85H142L143 83L145 84V86H144V84H143V86H144V91H143V96H144V98H142L141 99V101L139 100L138 101V103H143V104H139L137 107H136V104H138L135 100H137V99H135L133 102L131 101V100H128V98L129 99H131L132 98V100H133V98L136 96V91H135V85H136ZM105 83V82H104ZM122 83V84H121ZM134 83H135V85H134ZM130 84V85H129ZM157 84H156V87H157ZM123 85V86H122ZM120 86V87H119ZM146 86L148 87V88H146ZM158 86H159V84H158ZM217 86V85H216ZM223 86V85H222ZM223 86V87H224ZM224 87V88H225ZM229 87V88H228ZM101 88V89H100ZM104 88V89H103ZM116 88V89H115ZM121 88L123 89V90H121ZM133 88V89H132ZM158 88V87H157ZM157 88H155L154 89V91L153 92H158L156 89ZM118 89H120L119 90V92H118ZM129 89H130V91H129ZM146 89H150L149 91H146ZM207 89H209V88H207L206 87V90ZM132 91H135V92H133L132 93ZM202 93H201V92ZM210 91H212L211 89H210ZM115 93V94H114ZM135 93V95H133ZM153 94L152 92H151V94H153L154 96L156 95V94ZM199 93V94H198ZM201 93V94H200ZM218 93H220V90L218 91ZM125 94V95H124ZM129 94V95H128ZM209 94V95H208ZM231 95H232V93H230ZM236 94V95H235ZM124 95V97H123V99L124 100H126L124 103H123V99H122V97L121 96H123ZM127 95V96H126ZM131 95V96H130ZM220 95V94H219ZM219 95H216L215 97L217 98V96H219ZM222 95V96H221ZM221 95L219 96V97H222L223 98V92L221 93ZM129 96V97H128ZM233 96V95H232ZM119 97V98H118ZM126 97H127V99H126ZM219 97L217 98V99H219ZM166 99V100H165ZM172 99V100H171ZM122 100V101H121ZM142 100H143V102H142ZM149 100V99H148ZM168 100V101H167ZM130 101V102H129ZM171 101V102H170ZM132 102V104L130 105L129 103H131ZM146 102V103H145ZM154 102V103H153ZM167 102V103H166ZM176 102V103H175ZM119 103H121V104H119ZM126 103H128V104H126ZM135 103V104H134ZM147 103H148V105H147ZM123 104V106H121ZM125 104H126V106H125ZM152 104H154V106H155V108H154V106H152ZM156 104H157V106L159 107H157L156 108ZM176 106H175V105ZM134 105V106H133ZM224 105V106H223ZM128 106V107H127ZM153 108H152V107ZM162 106V107H161ZM179 106V107H178ZM181 106V107H180ZM134 107H136V109L135 110H131V109H133ZM144 107H145V109H144ZM148 107H151V108H148ZM216 107V108H215ZM221 107V108H220ZM150 109V110H148V109ZM165 109L166 111H164V113H163V115H161V113H162V111L160 112V117L161 118H156V116H151V114L153 115V114H155V113H157L158 114V110L159 109ZM178 108V109H177ZM218 108V109H217ZM127 109V110H129V111H125V110ZM156 109H157V111H156ZM182 109V110H181ZM222 109V110H221ZM131 110V111H130ZM149 112H148V111ZM228 110H230V107H229V109L227 108L226 109V111H228ZM245 110V109H244ZM126 113H125V112ZM138 111H140V113H138ZM146 111L148 112L147 114H146ZM201 111V112H200ZM218 111V112H217ZM112 112H113V114H112ZM123 112V113H122ZM133 112V113H132ZM204 112V113H203ZM135 113H138V116H137V114L135 115ZM28 114V113H27ZM105 114V115H104ZM125 114H127V115H125ZM130 114V115H129ZM133 114V115H132ZM201 114V115H200ZM203 114V115H202ZM248 113L247 112H245V114L244 115H241L243 118H246L245 116L247 115ZM122 115H124V116H122ZM134 115L136 116V117H134ZM147 115H150L151 116V118H152V120L150 119L149 120V118H147L148 116ZM126 116V117H125ZM129 116V117H128ZM158 116V115H157ZM164 118H163V117ZM182 116V117H181ZM229 118H228V117ZM235 116V117H234ZM261 116V117H260ZM106 117V118H105ZM131 117V118H130ZM251 118H250V121H251V124L249 123V120L247 119L246 121V123H248L249 125L248 126H250L252 129H253V131L255 132V134H257L258 136H260V138L261 139H263V142H264V129H262V127L264 126V106L262 107V109H261V112H259V115H258V117L259 118H261L262 120H263V122H261L262 123V127L260 126L261 125V123L258 125L257 124V122H256V120L254 119V115L252 116H250ZM130 118V119H129ZM156 120L157 119V121L155 122V123H153V120L154 119ZM216 118V119H217ZM230 118H232V119H230ZM112 119V120H111ZM129 119V120H128ZM230 119V120H229ZM234 119V120H233ZM31 120V119H30ZM38 120V119H37ZM101 120V121H100ZM122 120V121H121ZM135 120V121H134ZM136 120H137V122H139V123H137L136 122ZM147 120V121H146ZM149 120V121H148ZM255 120V121H254ZM29 121V120H28ZM39 121H41V118H39V120H38V123H37V121L35 120L34 122H36L34 125H32V124H30L29 122H27V123H20L17 119L16 120H14L13 122H11L10 124H8V125H6L5 127H4V129H2L1 131H0V140L2 141L3 140V138L5 137V136H7L8 137V140L7 141H3L2 143H0L1 144V146H0V151H2V152H0V155H1V153H2V155L3 156H7V155H11L14 151H16L17 150V148L24 142V141H26V138H27V135L30 133V132H32L33 130H35V129H39V128H41L42 130L43 129H46L45 127H44V125H40L39 123ZM161 121V122H160ZM187 121V122H186ZM16 122V123H15ZM134 122V123H133ZM138 124H136V123ZM143 122V123H142ZM148 122V123H147ZM152 122V123H151ZM186 122V123H185ZM256 122V123H255ZM29 123V124H28ZM202 123H204V122H202ZM165 124V125H164ZM186 124V125H185ZM216 124V125H215ZM27 125H29V126H27ZM140 125V126H139ZM144 125H145V127H144ZM153 125V126H152ZM192 125L195 127L196 125V127H195V129L193 130V131H191V128H192ZM205 125V124H204ZM10 126V127H9ZM142 126V127H141ZM199 126V127H198ZM184 127V128H183ZM191 127V128H190ZM239 127V126H238ZM244 127V126H243ZM12 128V129H11ZM141 128V129H140ZM143 128V129H142ZM149 130H148V129ZM155 128H156V130H155ZM186 128V129H185ZM245 128V127H244ZM261 128V129H260ZM5 129H8L7 131L8 132H10L9 134L7 133V131L5 130ZM69 129H71V128H68L67 127V132H62L61 133V135H62V137H67V139L66 138H64L65 139V141L66 142H68V143H70V144H73V143H75V142H77V141H80V140H78L79 138H78V136L77 135H80V133H79V131L76 129V132H75V130H74V128H73V130L71 129V130H69ZM98 129H99V131H98ZM145 129V131H143ZM151 129H153V131L151 130ZM204 129H205V131H204ZM220 129V130H219ZM135 130H137V131H135ZM151 130V131H150ZM184 130H186V131H184ZM196 130H197V132H196ZM200 130V131H199ZM44 131H47V129L46 130H44ZM121 131V132H120ZM133 131H135L136 133L134 134L133 133ZM148 131H150V132H148ZM189 131L190 132H192V133H190V135H191V137L194 135V137H192V142L193 141H195L196 143H191L190 142V139L191 138H189L190 137V135H189ZM204 132V133H201V132ZM74 132V133H73ZM146 132V133H145ZM153 134H152V133ZM184 132L186 133V134H188V135H184ZM15 133V134H14ZM28 133V134H27ZM156 133V134H155ZM166 133V134H165ZM170 133V134H169ZM197 133V134H196ZM199 133V134H198ZM220 134H221V132H219ZM7 134V135H6ZM27 134V135H26ZM77 134V135H76ZM131 135V136H130ZM150 135V136H149ZM153 135V136H152ZM200 135V136H199ZM3 136V137H2ZM146 136V137H145ZM152 138V140L149 138ZM152 136V137H151ZM159 136V137H158ZM172 136V137H171ZM177 136V137H176ZM180 136H182V137H180ZM184 136H188V137H185L184 139H183V137ZM253 136V135H252ZM211 137V138H210ZM234 137H236L235 135H233V137L232 138H234ZM12 138V139H11ZM154 138V139H153ZM163 138H164V140H163ZM179 138V139H178ZM183 140H182V139ZM196 138H198V140L199 139H203V141H204V144L202 143V141L200 142V140H199V142H197L198 140H196ZM209 138V139H208ZM253 138H255L254 136H253ZM13 139H14V141H13ZM57 139V138H56ZM54 139V141L55 142H53L52 141V145L51 144H48V143H46L47 145H44V147L42 146V147H40L39 148V151L34 155V159H35V162H38V160H40L39 162H38V165L36 166V168L39 166V168L41 169V170H44L45 168V170L43 171L44 173H45V171L47 172V171H49V170H47L48 168L49 169H51L52 167H54V168H52V169H54V171L52 170V172L54 173H51L52 175H53V179L54 180H52L50 177H51V174H50V177L48 178V176H49V174H47V176L46 175H42L43 173H41L40 172V169L39 168H37V169H35L33 166H31L30 164H29V161L28 162H26V163H24V164H22L21 165V167H19L20 169L21 168H24V169H22V170H24L25 172H23L24 173V176H22L20 173H22L21 171H20V173H19V171H17L16 169L15 170H13V171H17L18 172V175L15 177V175H14V179H13V176H12V183H11V186H13V188L10 186V189L12 188V189H16V187H18L17 185L19 184V190H23V192L25 193V196H24V194H22L23 192L22 191H19L21 194H20V196L22 195V196H24L23 198H24V200H25V202L24 203H28L29 202V198H31V195L30 194H32L33 195V201H35L36 199H38V200H36V202L35 203H38V205L41 203V201H44V200H46V198L48 197V196H52V198H50V197H48L49 198V200H50V203L46 200V203L48 202L49 204H50V206L49 207H47L48 205H46V203H44V205H46V207H44V206H41L42 208H44V209H46V208H48L47 210H49V208L50 209H52L53 208V210H54V212L56 211L57 213H58V211L62 214V215H64V216H67L66 217V219L68 218V186H69V190L71 189V191H69V192H71V193H73V191L74 192H79L78 194H81V193H83V192H81V191H83V190H85L86 189V187H87V185L88 184H90V186H93V184H94V181L92 180V181H85L84 182V180H87L86 178L88 177V176H90L91 175V171L90 170H87V168H85L84 169V167H82V166H76V169H77V177H75V179H73V181H74V184H73V182H71L70 181V183L72 184V185H68V153L66 152V150H65V148H63L64 147V145H62V143L57 139ZM156 139H157V141H156ZM178 139V140H177ZM212 139V140H211ZM19 140V141H18ZM161 140V141H160ZM189 140V141H188ZM211 140V141H210ZM182 141H183V143H182ZM209 141V142H208ZM156 142V143H155ZM161 142V143H160ZM182 143L181 144V146H182V148H181V146L179 147L178 145H180V143ZM187 142L188 143H191V144H194V145H192L193 147L191 148L190 146V144H188L187 145V147L185 146L186 144H187ZM55 143H56V145H55ZM179 143V144H178ZM200 143V147H199V145H197V144H199ZM205 143H208V144H206L205 145ZM110 144V145H111ZM159 144V145H158ZM168 144V145H167ZM170 144V145H169ZM176 144H177V146H176ZM9 145V146H8ZM49 145V146H48ZM59 145H61L60 147H59ZM92 146H91V148H88L87 147V145H85L83 148H79V150H77V148L75 147V150L77 151V153H78V155L80 156V157H82L83 159H84V161L88 164V166L90 167V169L92 170V171H94L95 173H97L99 176H102V172L104 171V169H105V166H104V163L102 164L101 163V161L99 160V158L98 157H102V155H101V153L99 154V152H100V150L99 151H94L95 149L93 148L94 146H93V144H91ZM166 145H167V148H166ZM184 145V146H183ZM190 145V146H189ZM52 146V147H51ZM53 146H54V148H53ZM73 146H75V144H73ZM151 148H150V147ZM156 146V147H155ZM158 146H160V148H157ZM169 146H171L172 147V149L169 147ZM177 147V148H174V147ZM190 148H189V147ZM56 147H58V149H59V151H58V153H57V150L55 149ZM155 148V151H154V148ZM162 147V148H161ZM168 147H169V149H168ZM197 147H199L198 149H197ZM202 147V148H201ZM42 148V149H41ZM62 148H63V150H62ZM96 148V147H95ZM150 148V149H149ZM186 148V149H185ZM196 148V149H195ZM206 148V149H205ZM44 149H52V153L51 154H49V155H46L45 154V152H44ZM162 149V150H161ZM175 149H176V151H175ZM180 149H183L182 151L180 150ZM191 151L190 153H188L189 151ZM200 149V150H199ZM53 150H56L54 153H53ZM64 151V153H62V151ZM153 152H152V151ZM160 150L162 151V153H159L160 152ZM169 150V151H168ZM78 151H80V152H78ZM178 151H179V153H178ZM188 151V152H187ZM11 152V153H10ZM94 152H95V154H94ZM98 152V153H97ZM109 152V151H108ZM149 152H150V156H149ZM151 152H152V155L154 154H156L155 156L153 155V156H151ZM155 152V153H154ZM173 152V153H172ZM176 152H177V154H176ZM187 152V153H186ZM105 153V152H104ZM62 154V155H61ZM92 154V155H91ZM105 154H107V153H105ZM181 154V155H180ZM1 155V158L3 157ZM56 155L58 156V157H56ZM97 155V156H96ZM99 155V156H98ZM108 155V154H107ZM167 155H168V157H167ZM37 156V157H36ZM109 156V155H108ZM51 157V158H50ZM100 157V158H101ZM173 157V158H172ZM182 157V158H181ZM46 158H47V160L48 161H50V162H48L47 160H46ZM52 158H54V159H52ZM60 158V159H59ZM111 158V157H110ZM162 158H165V159H162ZM167 158H169V159H172V160H169L168 159V161L169 162H167ZM2 160V159H1ZM111 160H115V159H112L111 158ZM153 161V160H155V161H153V162H151V161ZM163 160H165L164 162L165 163H167V164H165L164 165V162H163ZM185 160V161H184ZM188 160V161H187ZM214 160V159H213ZM47 163H46V162ZM51 161H53V163H54V161H55V163L54 164H52V162ZM57 161H60L59 163L57 162ZM170 161H172L171 163H170ZM175 161V162H174ZM177 161L180 163H182V165H180V164H178L177 163ZM210 161H212V160H210ZM210 161H206L204 164H202V165H198L197 167H195L194 169H189V170H187V172L184 174V176H183V180L181 181V180H179L178 182H177V184L176 185H178V186H180V184L182 185V186H180L181 187V189L183 190V193H182V195L183 196H181V199H180V201H178V202H180V205L182 206L181 207V209H180V207H179V204L178 203H176L177 205L175 206V208H176V210H179L180 212L182 211V209L183 210H185V211H182V212H184V216H186L185 218L187 219V222L184 220V222H186L187 224H188V226L189 227H191L192 226V224H193V227H195L194 229H193V227H191V230H193V231H191L190 230V228H188L187 227V229H189V231H187V233L189 234H187L186 233V235H188V237H185V242H187L186 241V239L189 241V239H191V241L194 243L193 245L194 246H196L197 248H199L201 251H203V252H207V250L208 249H212V251L214 252H218L219 254L220 253H222V252H224L225 254H227V255H230V256H227V262H230L231 261V259H233L232 257H235L236 258V256H234V254H235V252H236V250L234 251V250H232V252H231V250L230 249H232V246L230 247L228 244H234V247L236 246V249L238 250L240 247H238V243H242V242H244L243 244L245 245V247H246V249H249V247H250V245H247V244H245V240H246V238H244L243 239V237H245V233H243V232H246V231H251V232H246V233H249L248 235H249V238H250V240H251V237L253 236V235H251L253 232H254V235L255 236H253L254 237V239L256 240V241H258L259 240V238H260V245L262 244L263 245V243H264V208L262 207V205H264L262 202H264V201H262L261 199H262V191L259 189L258 190V187H257V184H256V182H254V181H252V180H249L248 178H246L245 176H243V174H242V172H240L239 173V170L236 168H234L233 166H231L229 163H226V161L225 160H221L220 162L223 164H218L219 162L218 161H216V162H213V163H211ZM154 162H157V163H154ZM175 164H177V165H175ZM12 163V162H11ZM10 163V164H11ZM44 163L46 164L45 166H43L44 165ZM48 163H51L50 164V166L48 167ZM150 164V166H148L149 164ZM217 163V164H216ZM27 164V165H26ZM148 164V165H147ZM214 164V165H213ZM36 165V164H35ZM102 165V166H101ZM169 165H171V166H169ZM182 167H180V166ZM188 165V166H187ZM47 166V167H46ZM144 166V165H143ZM172 166H173V168H172ZM176 166H177V168H176ZM30 168V170H29V172H28V170H26V169H29ZM33 167V168H32ZM79 167V168H78ZM81 167H82V169H81ZM159 170H158V169ZM176 168V169H175ZM32 169H34L33 171H32ZM80 169V170H79ZM156 169H157V171H159V172H157L156 171ZM178 169V171L176 172V170ZM19 170V169H18ZM81 170H82V172H81ZM83 170H86V171H83ZM151 170V171H150ZM154 170V171H153ZM168 170V169H167ZM6 171V170H5ZM35 171V173H34V178L31 180H29V178H32V175H33V172ZM80 171V172H79ZM156 171V172H155ZM14 172V173H15ZM27 172H28V174H27ZM39 172H40V174H39ZM51 172V171H50ZM87 172V173H86ZM180 172V173H181ZM4 173V172H3ZM13 173V172H12ZM22 173V174H23ZM47 173H49V172H47ZM83 173V174H82ZM136 173V174H135ZM142 173H143V171H142ZM147 173V174H146ZM150 173H151V175H150ZM158 173V174H157ZM161 174V176H160V174ZM177 173V174H176ZM238 173V174H237ZM16 174V173H15ZM38 174V175H37ZM46 174V173H45ZM87 174H90V175H87V177H85V179H84V177L83 176H86ZM164 174V175H163ZM168 174V175H167ZM189 174H193V175H190L191 177L193 176V179L194 180H196V182H193L192 181V178L191 179H189L188 177V175ZM38 177H37V176ZM83 175V176H82ZM154 175H156V176H154ZM157 175H159L158 176V179H156L157 178ZM163 175V176H162ZM168 177H167V176ZM186 175L188 176V177H186ZM29 176V177H28ZM40 176V177H39ZM41 176H43L42 177V179H41ZM80 176V177H79ZM92 176V175H91ZM238 176H240L239 178H238ZM17 177L19 178L20 177V179H21V181H20V183H18L17 185H16V187H15V183H17V182H19V181H17V180H19V179H17ZM46 177V178H45ZM79 177V178H78ZM82 177V178H81ZM161 179H160V178ZM162 177H164V178H162ZM245 177V178H244ZM23 178V179H22ZM77 178V179H76ZM145 178V177H144ZM167 178H169L168 180H167ZM238 178V179H237ZM51 179V180H50ZM84 179V180H83ZM89 179H90V177H89ZM94 179V178H93ZM164 179H166V181L164 180ZM185 179V180H184ZM248 179V180H247ZM130 180L132 181V183L134 184V186L136 187V189H137V191H139L138 193L140 194V192H143V190L139 187V185H137V183L133 180V179H131L130 178ZM159 180V182H157ZM235 180V181H234ZM240 180V181H239ZM25 181V182H24ZM43 181H44V183H43ZM50 181H54V183H55V185L54 184H52ZM188 182V183H184V182ZM8 182V183H7ZM36 182V183H35ZM39 182H40V184H43V187H42V185H40L39 184ZM48 182H49V184H48ZM160 182H161V184H160ZM180 182V183H179ZM242 182V183H241ZM6 183H7V185L9 184V179L6 181ZM25 183H27L26 185H25ZM45 183H47V184H45ZM69 183V184H70ZM93 183V184H92ZM149 183H151L152 184V186H151V184L149 185ZM179 183V184H178ZM237 183V184H236ZM250 183V184H249ZM28 184H30L31 186V188L33 189V190H35V191H32L33 193H29L30 192V187L28 186ZM35 184V185H34ZM92 184V185H91ZM160 184V185H159ZM201 184V185H200ZM22 185V186H21ZM24 185H25V187H24ZM159 185V186H158ZM211 185V186H210ZM9 186V185H8ZM41 188H40V187ZM164 186V187H163ZM197 186V187H196ZM202 186H203V189H202ZM15 187V188H14ZM22 187H24V188H22ZM85 187V188H84ZM29 188V189H28ZM73 188V189H72ZM153 188H155V189H153ZM38 189V190H37ZM42 189V191L43 192H41L40 190ZM54 190V191H53ZM193 190H194V192H193ZM253 190V191H252ZM254 190H255V192H254ZM27 191V192H26ZM41 193H40V192ZM48 191V192H47ZM50 191V192H49ZM136 191V192H137ZM192 191V192H191ZM204 191V192H203ZM224 191V192H223ZM257 191V192H256ZM37 192V193H36ZM81 192V193H80ZM135 192V193H136ZM155 192L157 193V194H155ZM197 192V193H196ZM225 193V194H223V193ZM29 193V194H28ZM34 193H36V195L38 196V194H39V196L37 197H35V194ZM45 193H47V195H45ZM76 193H74L73 195H78V194H76ZM101 193L102 192H100V196L97 198V200H95L94 202H97V201H99V203H100V205H99V203H98V205L97 206H100V210L101 209H103L104 210V213L106 214V215H109L111 218H110V222H109V225H108V227L109 226H112V223L113 224H115V225H113V229H112V227H109L110 229H109V231H110V233H108L109 231L107 230L106 231V229H105V231L107 232H105L104 230V232L100 229V231L99 232H97V236H96V238L97 237H100L99 238V240L95 243V244H101L102 243V241H105L108 237H110V234H113V232H115L116 230H117V232H118V228L119 227H121L120 225H122L123 224V220L124 219H119V218H117V217H114L113 216V214H114V208H115V206L117 205V201H116V199L114 198V197H112L111 195H109V193H105V192H103V194L102 195H104V196H102L101 195ZM105 193V194H104ZM135 194L134 196L136 197H133V195H131V194H129V196L127 195V201H132V200H135V199H137L136 201H138L139 202V200H140V195L139 194ZM144 193V192H143ZM248 193V194H247ZM259 193L261 194V196H259ZM44 194V195H43ZM55 194V195H54ZM221 194V195H220ZM250 194V195H249ZM45 198V199H42L41 201H40V199L42 198V196ZM83 195V194H82ZM139 195V196H138ZM153 195V196H154ZM219 195H220V197H219ZM223 195V196H222ZM227 195L230 197V199L232 200H229V197H227ZM41 196V197H40ZM46 196V197H45ZM84 196V195H83ZM28 197V198H27ZM34 197H35V199H34ZM79 197H82V196H78V198ZM85 197V196H84ZM257 197V198H256ZM261 197V198H260ZM47 198V199H48ZM128 198H129V200H128ZM228 198V200H226ZM258 198H260V200L258 199ZM264 198V197H263ZM28 199V200H27ZM54 199H56V200H54ZM66 201H64V200ZM80 199H82V198H80ZM132 199V200H131ZM184 199V201L182 202V200ZM190 199H192V200H190ZM31 200H32V198H31ZM61 200H63V201H61ZM223 202H222V201ZM262 203L261 204V206H260V203H259V201ZM32 201V202H33ZM52 201V202H51ZM57 201H60V202H62L61 203V205L59 204L60 202H58L57 203ZM127 201L125 200V202L127 203ZM231 201V202H230ZM31 202V201H30ZM116 202V203H115ZM160 202H161V200H160ZM163 202V203H162ZM161 203H160V205H159V201H157L156 203V205H159V206H154L159 212H161V210H159V208L160 209H162V207L164 208V210H166V212H168L172 217H174V219L175 220H177L178 221V223H181V224H179L180 225V227H183V221L182 220H180V221H182V222H179V218L178 217H175V215H174V212L173 211H171L172 209L170 208V207H168V206H166L165 207V202L164 201H162ZM234 204H233V203ZM27 203L26 204H23L24 206L25 205H27ZM34 203V202H33ZM54 203H55V205H54ZM63 203H65L64 205H63ZM137 203V202H136ZM220 203H222V204H220ZM228 205H227V204ZM42 204H43V202H42ZM41 204V205H42ZM58 204L60 205V206H58ZM164 204V205H163ZM257 204H259V205H257ZM34 205H36V204H34ZM66 205V206H65ZM218 205V206H217ZM58 207V208H54V207ZM65 206V207H64ZM225 206V207H224ZM235 208H234V207ZM261 208H260V207ZM5 207H6V210L4 211L5 212V221H6V225L8 226V225H11V227H16V229H18L19 231H20V229H21V231L23 232V233H28L27 231H29L28 229H27V227H26V221H25V215H26V217H29V219L31 220V222H34V221H36V220H40L41 218H42V216H40L41 215V213H42V211L41 210H44V209H39L40 208V206L39 207H36V206H34V207H36L35 208V210L33 211V212H35V216H32V215H30V209H29V207L28 206H25V208L23 207V212L22 213H20V214H17L16 215V213L15 212H13L12 211V209L10 210V209H7L8 207H7V205L5 204ZM64 207V208H63ZM104 207V208H103ZM159 207V208H158ZM61 208H62V210H61ZM135 208V206H133V208L131 207V209L130 210H132V212L133 213H135V214H137V213H139L141 210H142V208H140L138 211H134L133 209ZM219 209V211H217L218 209ZM107 211H106V210ZM262 209V210H261ZM46 210V211H47ZM63 210H66L67 212H63ZM112 210H113V212H112ZM216 210V211H215ZM237 212H235V211ZM37 211L39 212V216L41 217H39L38 216V214H37ZM46 211L44 210V212L46 213ZM63 212V213H62ZM103 212V211H102ZM181 212V213H182ZM232 212H234L235 214H232ZM263 212V213H262ZM60 213H59V215H60ZM108 213V214H107ZM239 213V214H238ZM66 214V215H65ZM103 214V213H102ZM37 215V216H36ZM43 215V214H42ZM106 215H102L101 216V222H103V220L106 218V217H108V216H106ZM183 215V214H182ZM234 216V215H236V217H234V218H236V222L238 223V226L240 225L239 223L240 222H242L243 224H241L240 226H239V229H237L236 230V228H234L232 225H231V223L228 221V216ZM16 216V217H15ZM184 216H183V218H184ZM12 217V218H11ZM24 219H23V218ZM31 217H33V218H31ZM37 217V218H36ZM38 217H39V219H38ZM114 217V218H113ZM8 218V219H7ZM36 218V219H35ZM62 218H63V216H62ZM178 218V219H177ZM184 218V219H185ZM34 219V220H33ZM111 219H113L114 221L112 222L111 221ZM188 219H190V220H192V221H190V223L188 222ZM246 219V220H245ZM64 220H65V218H64ZM218 220V221H217ZM245 220V221H244ZM100 220H98V222H99ZM115 221H117L116 223H115ZM245 223H244V222ZM35 223V222H34ZM33 223V224H34ZM100 223V222H99ZM120 223V224H119ZM186 223H184V225L186 226ZM194 223H195V226H194ZM217 223V224H216ZM36 224V223H35ZM35 224H34V226H35ZM222 226H220V225ZM145 225H146V223H145ZM191 225V226H190ZM148 226V225H147ZM218 228H217V227ZM220 226V227H219ZM244 226V231H242V227ZM245 226H251V228H247V227H245ZM1 227H3V231H4V234H5V236H6V238H10V240L13 238V240L17 243V242H19L17 239H16V237L13 235V233L11 232V230L9 231V229L6 227V226H4V225H2ZM10 227V226H9ZM20 227V228H19ZM145 227V226H144ZM154 227V226H153ZM153 227H151L150 226V230H149V226H148V228H146V229H148L147 231H148V233H149V237L148 236H146L145 234H141L140 236L139 235H137L134 231H136V230H134V231H132L130 234H129V236H128V238H127V234H125V235H123L122 236V238L123 239H121L120 240V242H119V244H121V245H119L118 244V249H119V247H122V248H120L119 250H122L121 252L126 256V257H128L129 259V261H130V255L127 253V249H129V251H132V252H135V253H137L138 254V256H137V254L136 255H134V256H132L131 257V261L132 262H137L138 260H140L141 258H143V256L145 255H147V261H149V262H151L152 264H164V262L163 261H167L166 260V257H165V254H163V253H161L160 254V251H158V250H160L159 248H157L154 244H156V242H154V240L152 241V239L150 238V237H152V238H154V236L153 235H156L154 232H156L157 230V228L158 229H160V227L158 226V225H156L155 226V231L152 229V232H150L151 231V228H153ZM26 228V229H25ZM35 230H37V227L35 226ZM184 229H183V231L184 232H186L185 231V228L186 227H183ZM213 228H215V230L214 231H216V232H214L213 231ZM23 229H25V231L26 232H24L23 231ZM112 229V230H111ZM186 229V230H187ZM200 229V230H199ZM200 231V235H199V232L197 233V231ZM255 230V231H254ZM192 233H196V235L198 234V236H196L195 234H192ZM234 231H238V232H235V235H234ZM258 231V232H257ZM34 233H35V231H33ZM32 231H31V233H33ZM134 232V233H133ZM240 232V234H241V232H242V234H241V236H240V234H238ZM102 233V234H101ZM190 233L192 234V235H190ZM238 235H237V234ZM251 233V234H250ZM260 235H259V234ZM106 234V235H105ZM116 234V233H115ZM233 234V235H232ZM243 234H244V236H243ZM33 235V237L35 236V235H37L36 233L35 234H31L29 237H31ZM104 235H105V237H104ZM163 235V234H162ZM258 235V236H257ZM89 236L88 234L87 235H85L84 236V238H87V237ZM139 236V237H138ZM142 236V237H141ZM158 236V235H157ZM233 236H236L235 237V239H236V241H235V239H234V237ZM239 236H240V238H239ZM243 236V237H242ZM103 239H102V238ZM118 237V236H117ZM116 237V238H117ZM156 237V236H155ZM253 237H252V239H253ZM35 238V237H34ZM33 238V239H34ZM127 238V240H126V244L124 245V246H126L125 247V249H124V246H122V243L124 242V240ZM201 238H203L204 240V244H202V245H200L199 244V241L201 240ZM237 238H238V240H239V242L237 241ZM257 238V239H256ZM100 239H102V240H100ZM146 241H145V240ZM200 239V240H199ZM232 239V240H231ZM12 240V241H13ZM87 240H88V238H87ZM128 240H129V242H128ZM244 240V241H243ZM91 240L89 239V242H90ZM233 241V242H232ZM254 242V243H252V242ZM250 242L252 243V245L253 246H256V245H254V244H256V241H253V240H251ZM148 242H149V244H148ZM154 242V243H153ZM197 242V243H196ZM207 242V243H206ZM229 242V243H228ZM246 242H248L247 240H246ZM262 242V243H261ZM145 243V244H144ZM151 243H153V246L151 245ZM200 243H201V241H200ZM240 243V244H241ZM259 243V242H258ZM163 244V245H162ZM188 244H190L189 242H188ZM248 244H250L249 242H248ZM158 245H160L159 247L160 248H163L162 246H164V243H163V241H161L160 240V242H159V240H158ZM243 245V246H244ZM252 245H251V248H252ZM259 245V244H258ZM257 245V246H258ZM262 245L261 246H259L260 248L262 247ZM90 247H93V248H91L90 249V247H88L89 249L86 251V253H85V256H84V258H91L93 255H94V253H95V247L92 245H89ZM154 246L158 249L157 251H158V253H156L157 251L156 250H154L155 248H154ZM171 246H172V248L173 249H175V250H179L180 248L178 247V245L177 244H171ZM192 246V245H191ZM194 246H192V248L194 247ZM256 246V247H257ZM184 247V246H183ZM182 247V248H183ZM204 247V248H203ZM208 249H207V248ZM233 247V248H234ZM241 247H242V244H241ZM245 247L242 249V248H240V249H242V251H244V249H245ZM255 247V248H256ZM259 247H257L256 249H260ZM93 249V250H92ZM193 249H195V248H193ZM204 249V250H203ZM207 249V250H206ZM223 249H225V250H228V251H226L225 252V250H223ZM256 249H253V250H255V251H253L252 249L250 250H246V251H244V254H245V252H246V254L245 255H248V253L249 252H255L256 254H257V252H258V250H256ZM155 252H154V251ZM164 250H166V249H164ZM210 250H208V251H210ZM262 250V249H261ZM261 250H259L260 251V253H258V255L259 254H261V253H264L263 251H264V246H263V250H262V252H261ZM151 251V252H150ZM234 251V252H233ZM240 251V250H239ZM242 251L241 252H238V253H242ZM257 251V252H256ZM91 252V253H90ZM146 252V253H145ZM162 252V251H161ZM150 253V254H149ZM231 253H232V256H231ZM238 253H236V254H238ZM26 254H27V256L28 257H30L31 258V260L34 262V264H38V263H36V261L34 260V258L33 257H31L30 256V254H28V252H26ZM86 254H87V256H86ZM155 254V255H154ZM156 254H158V257H157V255ZM250 254V253H249ZM110 255V254H109ZM129 255V256H128ZM150 255V256H149ZM164 255V257H162ZM135 256H137V257H135ZM160 256V257H159ZM184 256V255H183ZM226 256V255H225ZM44 259H46V260H44V261H47L48 262V264H52L51 263V260H52V256H51V254H50V252H49V254H48V252H46L45 254H44ZM50 257V258H49ZM133 257H134V259H133ZM145 258V257H144ZM156 258H157V260H156ZM163 258H164V260H163ZM48 259V260H47ZM160 259V260H159ZM187 259V261H189L190 260V258L189 257H187L186 258ZM230 259V261H228ZM163 260V261H162ZM236 260L237 259H233L232 260V263L233 264H235L236 263ZM159 261V262H158ZM234 261V262H233ZM0 263L1 264H3V262L0 260ZM231 263V262H230ZM229 263V264H230ZM231 263V264H232Z\"/></svg>",
  "mask_w": 264,
  "mask_h": 264
},
{
  "label": "built area",
  "instance_id": "built-area-1",
  "mask_svg": "<svg viewBox=\"0 0 264 264\" xmlns=\"http://www.w3.org/2000/svg\"><path fill=\"white\" fill-rule=\"evenodd\" d=\"M193 10V9H192ZM152 7L147 3V0H132L129 10V20L131 22H138L143 18L156 17L151 15ZM195 11L192 13H184L178 19L174 20H161L154 24L152 30L142 37L135 45L132 46L130 53H121L122 58L126 55H130L131 52H136L140 49L141 53L156 41L163 40L169 43L175 48L176 53L183 63L193 68L194 74L200 80V82L211 90H220V95L223 92L224 107L227 109L229 106L233 108L239 115H244L245 110L240 105V102L236 97L232 96L222 85L215 82H210L209 77L211 73L207 74L208 70H201L197 68L198 65H206L207 59L204 57V51L218 50L221 47V40L215 37L222 31V26H226L228 23H195L198 32H201L202 36L197 35L196 29H191V19H193ZM28 22L35 29L38 30L40 38L49 47H53L56 41V32L52 28L49 17L47 16L44 7L39 6L33 10L27 17ZM194 37L197 44L192 41ZM135 49V50H134ZM126 58V57H124ZM117 59L113 65V68H108L103 72V77H95L94 82L88 87L80 91L78 94H67V86L58 84L56 78L49 82L39 81L32 77L30 74L21 75L13 84L7 87L2 94H0V131L8 124L16 120L22 119L25 113L34 112L40 125H44L45 128L50 129L51 133L67 132L68 128H76L80 135V146L76 147L79 150L80 147H84L87 144H95L103 152L107 153L109 157L114 159L113 154L108 153V146L112 143L114 138L105 137L103 133H96L92 128L93 123L88 110L85 108V104L90 97H92L99 87L104 82V87H110L116 77V70L122 65L124 60ZM121 67L120 69H122ZM209 75V76H208ZM58 86L61 96L53 94V87ZM217 85V86H216ZM222 96V95H221ZM250 115H246L249 123L251 124ZM34 125L33 120L28 121ZM38 123V122H37ZM75 129V130H76ZM99 131V129H98ZM67 139V137H64ZM46 155L52 153L51 149H44ZM80 152V151H78ZM117 153L122 154L123 149L119 148ZM32 159L29 160V164L34 165ZM137 204L133 209L135 212L140 208L148 209L156 205L157 200H154L150 195H146L140 192V200L136 201ZM52 210L45 213L46 220L52 219ZM43 223H45L43 219ZM46 224V223H45ZM27 226V225H26ZM21 237V236H20ZM24 240V246L32 251H36V244L30 243L24 236L19 238ZM56 247L51 250V256L53 257L54 264H62L58 261L60 256H67V242L61 238L56 242ZM91 253V252H90ZM40 259V254H38ZM42 260V259H40Z\"/></svg>",
  "mask_w": 264,
  "mask_h": 264
}]
</instances>
